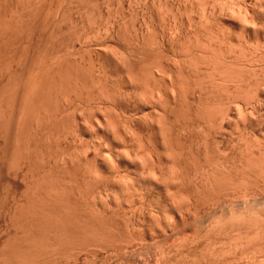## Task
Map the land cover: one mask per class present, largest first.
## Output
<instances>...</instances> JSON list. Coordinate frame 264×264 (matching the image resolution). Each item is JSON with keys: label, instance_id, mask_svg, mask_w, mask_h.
Segmentation results:
<instances>
[{"label": "rangeland", "instance_id": "obj_1", "mask_svg": "<svg viewBox=\"0 0 264 264\" xmlns=\"http://www.w3.org/2000/svg\"><path fill=\"white\" fill-rule=\"evenodd\" d=\"M219 1H216V0H28V1L27 0H0V32H1L0 39L3 41L2 42L0 40L1 41L0 42V68H1L0 71L2 72V73L0 72V75H1L0 84H2L0 85L1 86L0 93L1 92L4 93L3 94L4 96L1 93L2 100L0 99V103H1L0 104V118L2 120V121L0 120L1 121L0 124L4 123V125H2L4 126L3 128L2 126H0L2 128V130L0 129L1 130L0 132V264H32V263L34 264L47 263L48 264V261H50L52 258L54 260L57 259V261L52 262L53 261L52 259L51 262H49V264L50 263L51 264H217L220 261V260L217 261L218 258L221 260L224 259L222 256L220 257L221 253L223 255V253L226 251V253H224V255L226 256L228 247H229V251L230 250L233 251L236 249L238 252L240 247L243 248L246 245L244 249L247 250L246 248L250 246L253 247V245H255L253 243H256L257 239H258V242L260 240L259 242L260 245L258 244V247H261L260 249L257 247V249L259 251L261 250L262 253H264L263 252L264 247L262 249V246H261V244L264 243L263 241L264 237H262L264 236L263 234L264 225L261 223L259 226L258 220H257L258 222H256L257 224L255 223L256 224L255 225L254 222H252L253 217L255 216V213L246 212V210H248L250 207H253L258 202H260L259 200L261 199L259 198L261 197V195L257 197L253 194L252 196L250 194L249 196L244 195L248 197V200L245 199L243 203H242L241 198L237 199L238 201L241 202L242 206L245 203L247 205V206L246 205L243 206L245 208L244 210L245 213H242V214L238 213V215L235 213V215L237 216L233 215L235 217L234 223H238L237 221H239V219H242V216L244 217L243 219H246L245 221L247 222H244V224L243 223L241 224L242 226L245 225V227L238 228L239 230H241V228L246 229V232L249 233L248 234L249 236L245 238L247 233L245 232V230H241V232L240 231L237 232L235 230L236 226L234 225L235 228L233 227V224H234L232 220L233 217L227 214L228 211L226 209H223L224 210L223 213L231 217V219H228V220H231L230 222L231 224L228 225L227 223L226 225V222L224 224L227 227L226 226L224 227V225L221 226V224L217 222V220L220 219L218 218V214L221 213L220 216L222 215V212H218L220 210H216L217 212H215L214 214L211 213L212 210L211 212L209 210L208 211L209 213L207 211H199L198 215H197V212L194 213V215L190 211H188V213L190 212V215L188 213H185L187 212V210L185 209L186 205L188 203L190 204V202H193L192 196L193 197L195 196L193 200H197L198 198L197 192L195 193L197 194V197L195 194H191V193H194V191H191L190 193V189L192 188L191 186L192 181H190L191 182V185H190V183H188L189 182L188 178L187 179L185 178L184 180L182 179L183 183L188 181L185 183L186 186L185 184H182V185L180 184V185H181V188L184 186L185 187L184 189L186 190L187 188H189L188 189L189 195L187 194V191H184L183 189L181 190L180 187L178 188L173 187L175 189L180 188L179 190L181 191V194L183 196L187 194L186 196H184L185 199H183V196L179 192H177V190L171 188V186L176 185V184L174 185L175 181L173 180V178L176 177L179 179V176L183 175L182 173L187 175V173H185L186 171H184L186 168L185 165H189L190 161L188 160L189 159L188 157H187L188 158L187 160L189 161V163H187L188 161H186V156H188L189 154L187 155L188 151L186 152L183 149V147H185L184 144L187 147L189 146L188 147L189 149L187 148V150L191 149L190 146H192V150L193 149L195 150V147L198 146L200 142L203 140L202 138H204L200 136V134L202 133L197 131L196 128L195 130L198 133H195L196 131L194 132L193 129L194 127H196L194 120H197V122L196 121L195 122L200 123V125L202 126L201 122L200 121L198 122V120L205 121L206 119L207 121L208 118H205V113H206V116H207V113H209L207 117H209V119L211 120L214 119L213 117L219 118L222 115L221 112L224 109V106L226 104L222 101H224L226 97L228 98L230 97V93H229L230 90L226 92V90L228 89L225 90L224 89L225 86L222 88V87H219L217 84L216 86L217 88H216L215 86L212 87L213 85L210 84L212 81L209 83L210 85H212L211 89L216 88L219 92H222V90H224V92L228 93L229 95L223 93L224 97L225 95L226 97L225 98L223 97L222 100H220L218 98H221V96L223 95L220 96V94L216 92L217 90L215 91V89H213L214 91H212L209 88L208 91L209 90L210 91L208 93H205L207 94V96L204 95L206 97V100H209L207 101V103H209L208 105L209 107H207L205 105L206 102L202 101V98H204L203 100H205V97L203 96V93H200V95L202 94L201 96L202 98H200L201 102L205 103L204 105H202L204 108L202 109V106L199 104V100L197 103H193V105L194 106L196 105L197 112H198L197 107L199 109L201 106L202 112H199L197 114L199 115L200 113H203L204 118L201 117V115H203L201 114L199 115L200 117L196 115L198 117L196 119V116H195L196 111H194L195 114L192 115L191 111L195 109V107L192 105L190 106L193 109L190 108L191 110H189L191 112V115L189 116L186 114V117L188 116L189 118H192V117L195 118V119L193 118L194 120L191 119V121L193 120V124H195V126L191 125L192 123L189 122L188 120H187L188 124L186 123L185 121L186 119L182 115V111L186 110L185 107H183L184 102L183 104H181L180 102L181 100L179 99L180 97L177 99L176 97L177 95L175 94L173 96V94L170 91L175 93V88H174L175 86L176 87L177 85L183 86V84L181 83H184V81H186L184 79L185 74L186 76H188L187 74H191L193 70H195L194 72L196 73V74L192 73L195 78L193 77V75L192 77L191 75H189V77H191L190 80H192L193 78V82H195L194 80H196L197 77L198 78L200 77L202 79L203 76H199L198 74L200 73L201 75H205L204 73L208 69L212 68L211 66H209L210 64L207 65L206 63L208 62L210 63L211 61H213L215 59V56L219 55L218 53L221 52L222 50H223L222 55L224 52L223 56H225L228 53H232V54H228L229 58L230 57L236 58L237 56H239L238 57L239 60L241 59V61H243L242 63H246L244 60L248 58L247 55L248 54L251 55L253 53L252 54L253 56L254 53L256 52L257 54V51L259 50L255 52L253 50H249L250 46H248V42L247 44H245L244 42L243 45H242V42L244 40L249 41L250 39V41L252 42L259 41L260 44L264 43V40H263L264 34L262 33L264 30L263 31L261 30V26H262L261 24L263 22V17H264V5H262V3H264V0H259V1L257 0V2H255L254 0L253 2L252 0H250V2L249 0H240V1L238 0V2H240L239 5H237L238 2L234 3V1L236 0L232 1V4H229V0L227 1L219 0ZM223 1H224V4H223ZM243 1L244 3H246L247 6L244 3H243L244 5L241 4ZM213 31L214 32L216 31L217 35ZM217 31L218 32L221 31L219 32L220 33L219 35ZM229 31L232 33H230ZM210 33L211 34L214 33L213 35L214 36L216 35V37L219 38L218 41H216L218 38L217 39L215 38V40L213 41L211 39V41L214 42L213 43L214 45H210V46H216L217 49L221 48L224 45L225 47L219 49V51L217 50V52L214 51L216 47L213 50L211 49L212 47L209 48L210 47L208 46V44H210L209 40L213 36ZM235 33L240 36L239 41H242L241 44L240 42H238L237 37L239 36H237ZM228 34H231V38L235 37L236 38L235 41L234 39H232L233 41H231V38H228L227 36ZM221 35H223V37ZM220 38L221 39L225 38V41L228 38L227 41H230L229 43L231 44H229L228 42H225L223 39L222 40L224 41V44L222 43V41L219 42ZM262 40L263 42H261ZM206 41H209V42H206ZM215 42H217V44L222 43L223 45L221 47H218L220 44L217 46ZM236 42L239 44V46ZM13 43H15L16 45L15 47ZM225 43L226 44L228 43V44L226 45ZM160 44H162V48ZM230 45H232V47ZM234 47H236L235 50L233 49ZM199 48L203 50L204 49L206 50L207 48L206 52L209 55L211 54L210 58L208 57V54L205 55L203 53L204 51L202 50L200 51ZM225 48L226 49L228 48V50H226ZM229 48L231 52H227L229 51ZM231 48L233 49V52L237 54V56L235 54L233 55ZM173 49H174V52H173ZM195 49H197V51H195ZM209 49L211 50L210 51L211 53L208 52ZM240 49L242 53L240 52V55H238ZM188 50H189V54L191 58H193L192 53H196V52L198 53L201 52L203 53V54L200 53L201 55L208 57V58L206 57L204 58L203 56L197 53V57L199 58L198 61L200 62L203 60L204 62V63L200 62L199 64L202 63L203 66H201L202 64L201 65L197 64L198 62L195 57L193 58L192 61H190V62L194 61L193 65L190 62L188 63L185 62L187 55H188L187 58L190 59L189 54L186 52ZM180 51L181 52L183 51L184 55L186 54L187 55L186 56L182 55L181 57H179L181 55ZM261 51H262L261 52L262 54L259 51L257 54L258 56L255 54L253 58L256 57L257 59L258 57H261L262 55L264 56V51L263 50ZM177 54H179V56H177ZM175 55L178 57V61H176L177 59ZM230 55H233L234 57ZM200 56L203 57L204 59H207V61L204 59H201ZM241 56L242 57L246 56V59L243 60ZM2 57H4V59L6 58L8 62H6L7 61L6 59L5 60L2 59ZM168 57L169 58L173 57V58L167 59ZM182 57L183 59H181ZM174 58L176 59L175 61L173 62L170 61ZM179 58L181 62L179 61ZM253 58L250 57L249 59L253 60ZM261 58H258V59L260 60ZM258 59H257V63L260 61H263V60L259 61ZM166 60H169L170 62H172V64L170 65L172 66V71H173V68L174 70L178 69L176 64L173 65V63L175 62L182 63L183 60L186 63V72H188L187 65L189 64L191 65L192 69L197 65L198 70L195 67L193 70L191 69L192 71L189 69L191 72L189 71L188 73L186 72L184 73L185 68L183 69L181 67V64L178 63V65H180L181 67L180 68L178 66L179 71H174V72L171 71V72L173 74H176L175 72L177 73L179 72L178 73L180 74L179 75L180 77H179L177 76L178 74L173 75L171 72H168L171 69L169 68L170 69L169 70L168 67L164 65ZM17 61H20V64L19 62L17 63ZM195 62H196V65H195ZM6 63H8V65ZM212 63L211 65L213 66ZM160 65H164L163 68L165 67L164 69L167 71V72H164L165 70H163L164 73H171V77L177 76L176 77L177 79L173 77L175 79L174 82L178 81V79L181 78L180 72H183L184 76L182 75L183 79L181 80H184V81L181 82V80H179L178 84H175L173 81H171L174 83L175 85L174 86L173 84H171L170 81H168V79L171 80L170 79L171 77L169 74H164V75L165 76L169 75L170 78L162 76L163 75L161 73L162 67ZM190 65L188 66L189 68H191ZM198 65L201 66V71L199 70ZM206 65L208 66V68L206 67ZM19 66L21 67L23 66V67L19 68ZM175 66L177 69L175 68ZM262 66H264V64H262ZM6 67H8V69H6ZM253 67L254 66L249 67L245 65L241 67L245 69L243 70V72L241 71V75L244 77H242L243 81L241 83L242 85H240V91L235 92L233 91V89H231L230 92L233 91L231 93V95L232 94L233 95L231 96L230 99L228 98L226 99V102H227L231 99L235 100V98H237L239 102H237L236 105L234 106L237 109L238 105H243L242 109L239 108L235 111L234 106H233L234 108L233 110H232V107L231 109L230 107H227L228 106L227 104L229 102L230 103L233 102L231 104H234L236 102L233 100L229 101L226 104L227 106H225V108H228L232 111L229 110L231 112L229 114L228 109H227V112L225 113L226 114L228 113V115H225L226 117L222 116L224 118L221 117L222 119L226 120L223 122V124L221 122L222 119L220 120L223 126L221 128L224 131H220L221 130L220 126L216 125V123L219 124L218 119H216L218 120L217 122L216 121L213 122L215 119L212 121L215 124V127L217 126L220 128L219 129L216 127V129H219L220 131L219 132L220 135L217 133L218 137H220L221 135H222L221 137L224 136L223 137L224 142H223V139L220 137V140H222L223 142V144H221L222 146L220 145L221 147L218 148V146H216L218 145L216 142L220 143V140L218 139V137L216 136L217 137L216 139L218 140L213 139L212 135L214 134H211L215 132V129H214L215 127L213 126L214 124L213 123L211 124L213 129L209 125L210 128L214 131V132L211 131V133L208 131V134L210 133L209 135L206 134L208 130L206 129L208 128V126L206 125L208 124H206V122L204 124L206 127L204 128L206 129V133L203 131L205 133V136L206 135L211 136L209 138L206 136L208 139L212 138L211 140H209L211 144H213L212 142L216 143L214 147L208 142V139L205 138L207 142L209 143V144L207 143V145H210V147L212 146V148H210V151L211 149L213 150V148L215 149L218 148L219 152L222 153L220 154L219 152H217L216 154L214 153V151L213 152L211 151L212 153L209 154L208 153L209 149H208L207 150L208 152L207 151L206 152L209 154V159H210V156L212 158L213 157H216V158L210 159L208 161L207 160L208 158L205 157L206 158V159L204 158L205 161L207 160V163H210L211 161L215 162L216 160V162L219 161L220 163H222V160L227 159L226 161L222 163V164H225L226 162L225 166L227 167V170H230V167L231 166L233 167V164H235L234 166L237 165L235 167L236 169H234L233 167L234 170L231 168L232 171L231 170L230 171L235 173L236 170H238L237 171L238 173L236 172L235 174H233L231 172L229 173V171H226V174H227L225 176L226 180L234 179L235 175L237 178H241L242 176L245 177L243 174L247 175L245 171L247 172L248 169H245V170L243 169L244 167H246L245 160L248 158L246 156H250L251 158L254 156V159L255 157H257V154L259 156V152L257 151L258 152L257 153L256 150L260 148H257V149L255 148L256 142L258 141V139H259V142L261 141L262 138L264 139V136H263L264 132L261 131L263 127H260L264 125V89L262 90L261 88L258 89L260 85L259 83H262V82L264 83V78L261 77L263 81L259 79L260 77L258 76V71H259L258 65L255 66L257 67L255 68L256 74L253 75L252 73H255L254 70L253 72H250L251 69H254ZM205 68H206V71H205ZM210 71L211 70H209V72ZM3 72L4 73L7 72L8 74L7 73L4 74ZM261 72L262 71H260L259 73ZM208 73L206 72V74ZM160 74H162L161 75L162 77L160 76ZM11 75L14 78L9 77ZM195 75L196 76L198 75V76L196 77ZM259 75L261 76L262 74H259ZM5 76L9 77V80ZM15 76L17 77L18 81L16 80L13 83V80L16 79ZM209 76L208 77L206 76V77L209 78ZM163 77H165L166 79ZM189 77H186V79ZM3 78L5 80H3ZM162 78H163V81L160 80ZM198 78L196 82L200 81L201 82L200 84L199 82H197V84L199 85H203L206 82L208 83V81H210V79L207 80L206 78L205 79L203 78L204 81L205 80L207 81L206 82L203 81V84H202V80L200 79L198 80ZM254 78L255 79L258 78L259 83L258 81L256 82L257 79L255 80ZM249 80L251 81L255 80L256 84L257 83L259 84L256 91H253L256 88L254 87V85L253 87L250 86L254 84L255 82L251 83L250 81L251 84L249 83V86L246 87V85H248L247 84L248 82L246 83V81H249ZM3 81H7L8 82V84L6 82L7 85H10L11 84L10 81H11L13 83V86H11L12 85L11 84L10 86H8L9 87L8 88L7 85H5V82ZM160 81H162V83ZM166 81L170 83H167L164 85ZM16 82L18 83L16 84ZM191 82L188 80L187 82H185V84L187 83L190 86ZM195 83L193 84V88H192V85L189 88H186L187 84L186 85L184 84L185 86L181 88L182 92H184L183 89L185 87V89L187 90L189 89L190 91L192 90L191 94L194 93V87L196 88L199 87L197 84L195 85ZM168 84H171L172 87L174 86L173 87L174 91H173L170 85V89L172 90L169 91L171 96H168V98L172 100L175 97V101L177 99V101H179L181 104L180 107L182 106L183 108L182 107L179 108V105L177 106L176 102H174L176 103L175 104L176 108L172 106L174 105V103L170 104V102L166 100L167 102H169V105L167 104L165 105L164 103H167V102H162V100L165 101V98H163L164 96L163 94H165V92H168V88L167 90L165 88L166 90L165 91L164 86L168 87L169 86ZM3 85L7 89L6 90L7 92H4L5 90H3L4 89ZM207 85L208 84H206V86ZM179 87L177 88L179 89ZM201 87H199L198 89H200ZM251 87L253 89H251ZM204 88L207 89L205 85H204ZM220 88H222V90H220ZM263 88H264V85H263ZM198 89H196L197 91H195L197 92V94L199 91ZM245 89L247 90L250 89L251 91L246 90L244 94ZM187 90H185L184 93H181L179 92V90H176V93L178 94L179 92V94L181 93L182 95L183 94L185 95V93L186 94L188 93ZM202 90L203 89H201V91ZM160 91H161V94H160ZM191 94H189L188 96L190 97ZM216 94L220 96L216 98L220 100L219 103L221 102L222 104L224 103L223 107H219L220 109L219 111L221 115L219 113L217 114V112L219 111L215 108L216 107L215 104H217V101L213 97ZM161 95L162 97H160ZM195 95L196 94L194 95L192 94L191 96L194 97ZM242 95L249 97L251 99V103L247 101L245 97H244L245 101H243ZM181 97L182 99H185L184 101H186L185 96H181ZM198 97L199 96L197 95V98ZM160 98H161V101H160ZM240 98L242 101L240 100ZM190 99L193 101L196 100L195 97L193 99L190 97L189 99L187 98L189 102L186 101L185 103L192 104L193 101L190 102ZM213 99L216 101V103L214 104L212 103L214 102ZM173 101L174 100H172L171 102ZM256 101L258 102L256 103ZM254 102L258 105H256ZM247 103H249L251 106L255 105L254 108L253 107H252L253 109L248 108L249 105ZM161 104L165 105V106L162 105L161 107H165L167 112H168L167 107L170 110L172 107H174V109L178 108L176 111L172 109L174 114H176V112L178 114V111H181V113H179V116H182V118L185 119L184 125H189V123H191L190 125L193 126V129L190 127V125L189 127L190 129H192L191 131H193L194 133L193 135H197V136L194 137L190 135L191 131L189 130V127L187 130H185L187 126L185 127L181 126L183 124H181L179 120H182V118L179 119V116L176 117L177 114L173 116L174 114L172 115V113H170L171 114L170 117L172 119L177 118L175 119V121L176 120L179 121L180 127H178V129H181V130L183 129L184 131L180 130V132L183 133V135L185 134V136L183 137L182 134L178 132L179 130L177 131V129L175 128L174 130L177 131L179 135L181 134V136L185 140L187 141L189 140L188 144L189 142H191L192 137H194V140H192L194 142L198 136L202 137L201 138L202 140L198 138V140H200V142L197 140L199 142L198 145H196L197 141L195 142V144L194 142H192V145H190L191 143L187 145L186 141L184 142L181 140L183 139L181 136L178 137L175 131L170 130L171 124L169 122L171 121L173 122V120L169 117L168 115L169 113L167 114L164 112L165 110L164 111L162 110L164 112L162 114H166L167 117L170 118V121H168L169 119L166 118V115H165V118L167 120H165V118L163 120V117L160 116L161 109H164V108L160 109ZM197 104L200 106H198ZM212 104L215 107H213ZM218 104H217V107H218ZM169 106H172V107H169ZM256 106L258 107L256 108ZM205 107H207V109ZM208 108H210V110H208ZM221 108L223 109L221 110ZM243 108L249 109L250 111L248 110L242 111ZM215 109L217 112H215ZM189 111L188 113H190ZM214 112L220 116H217V115L215 116ZM241 112H244V113L247 112L246 114L248 115L246 116L245 114L243 115L242 113L245 119L240 120L241 122L240 121L233 122V120L234 121L236 120V116L238 114H239L238 118H243V116L240 114ZM1 115L3 118L5 117L4 120L1 117ZM240 115L242 117H239ZM160 118L161 120L166 121L165 124L167 125L170 124L169 125L170 128L169 129L166 128L168 129L167 131L169 130L171 131L168 133L171 136L175 134L178 138H180L181 141L176 140L175 135H174L175 137L172 136V138L170 137V139H166L165 137V135L167 134L166 130H165L166 133L164 132V130L163 131L160 130L164 127L163 126L160 128V123L163 122L160 120ZM254 118H256V120H254ZM227 119L229 120L227 121ZM257 119L258 120L260 119V120L258 121ZM211 120L207 122L209 123ZM255 121L256 122L258 121V124H255L256 127H258L260 123V126H259L260 128L259 127H258L259 129L256 128L255 131H257V133L258 131H260L259 132L260 136L262 134L261 139L259 138L260 137L259 134L257 135V133L251 129L254 126L253 124L256 123ZM232 123H234L235 125ZM237 123H240V124L237 125ZM161 124H164V123H161ZM172 124H174L176 127L177 122L176 123L173 122ZM174 125L172 126V129ZM200 125L198 124V127ZM200 127L197 129L200 130ZM203 127L204 126H202L201 129H203ZM248 130L251 131V133L252 131L256 133V134L252 133L254 135V138ZM200 131L202 132V130ZM226 131H227V136L231 132L229 134V136L231 135V137H228V138L227 136L225 137L226 133L224 132ZM162 132H164L165 135L163 134L164 137L162 135L161 139L163 138L164 140L166 139L165 141H167L169 145L171 143L173 144L176 143L172 147L171 145L169 146L171 150L170 152L169 151L167 152L170 153V155L172 154L179 155L177 152L174 154L175 151L173 150L177 144L178 145L180 144V149L182 148V150L186 152L185 153L186 156L184 152H182V154L180 152L181 155L184 154L183 158L185 156L184 158L185 160H183L184 162L186 161L185 163H187V164L184 163L185 165L183 164L182 156H181V159H179L180 157L177 158L176 155L173 157L174 159L177 158L176 160L178 162H182L181 164L178 163L180 165L179 166L175 164L176 160H173V163L175 162L174 163L175 165L173 164V166L174 167L179 166L177 168H179L180 170L177 168H175V170L177 169V171L174 170V167H172L171 165L172 163H169L170 159H173V158L169 156L167 152H166V155H168L170 158L165 156L163 152V149H164L163 147L166 146L167 143H165L164 140L161 141L160 139ZM11 134L14 135L15 137L14 139L13 138L11 139L12 137ZM15 134L18 135V137ZM169 134L167 135L168 138H169ZM188 135L191 136L190 137L191 140L189 139ZM202 135L204 136V134ZM246 135L248 136V139H250L249 137L252 136L251 142L246 138L247 137ZM233 137L234 138L236 137V139H233ZM230 138H232L234 142L233 141L230 142L231 140ZM244 138H246L247 141L250 142V144ZM5 139L9 141H6ZM226 139L227 140L229 139V141H227ZM263 139L262 141L264 142ZM206 140L204 141L205 144L201 143L202 145H199L198 147L199 148L200 146L201 148L205 147ZM214 140H216V142ZM241 141H243V144H241L240 146L239 144L242 143ZM161 142H163L162 145L164 143L166 145L164 144L162 146ZM182 142H183V146L181 145ZM245 142L249 144V145L247 144V147H246ZM261 142L259 143L260 145H262L261 146L262 151L260 150L261 151L260 153L263 155L264 154V151H263L264 144H261ZM224 144L227 146H225ZM228 144L229 145L232 144V145L229 146ZM242 145H245L246 148H244V146ZM232 146L233 148H231ZM167 147L164 149L165 151L168 150ZM238 147L239 148L243 147L244 149H247L248 155H246L247 153H245L246 152L245 150H242L243 148H241L242 151H240ZM205 148H208V146H206ZM205 148L203 149L206 150ZM179 150L177 149L176 151H179ZM197 150L198 148L196 149V151ZM199 150L201 152L197 151L199 153H196V154L200 155L201 153V157H203L205 155L203 153H206V152L202 151L201 149ZM226 150L227 152H229V154L224 153L226 152ZM190 151L188 153H190ZM162 153L163 155H161ZM194 153L192 152V154ZM234 153H235V156H234ZM219 154L221 158L217 157ZM231 154L234 157H232ZM223 155L224 156L227 155L228 158L227 156L224 157ZM165 157L169 159V161H165L166 160L164 159ZM201 157L197 156V158L198 159L200 158V159L199 160L197 159V162H196L197 164L195 163L196 165L201 163L200 160L203 159ZM244 157L246 158L244 159ZM191 158H193L192 161L196 160L195 157H191ZM223 158H226V159H223ZM236 158H239V159H236ZM229 160L231 161V163ZM227 161H229V163ZM240 161L244 165L241 164ZM203 162L201 164H203ZM160 164H162L161 168H160ZM191 164H194V161ZM238 164H239V168L241 169L238 168ZM182 165L185 167L184 170H183ZM194 165H192V167ZM240 165H243V167H241ZM151 166H153L154 168ZM169 166L171 167V170ZM225 166H224V169H226ZM189 167L190 169H192L191 165ZM248 167L252 169L250 166L247 165L246 168ZM151 168L153 170H151ZM190 169L187 170L186 168L187 172L190 171ZM182 170L184 172H182ZM171 171L172 173H170ZM173 171L176 174V176H174ZM249 171L252 172V170H249ZM160 172L163 174L165 173L163 176L165 178V181H164V178L162 180L161 176L163 174L161 175ZM153 173H155V175ZM177 173H179V175ZM165 175H168V176L165 177ZM170 175L172 176L170 177ZM186 175H183L181 177L183 178ZM178 179H176V183H178L177 182ZM167 181L169 183L171 181L173 182L170 184L168 183L169 185H171L170 187L169 185H167L166 183ZM181 182L179 181V183ZM161 185H162V188H161ZM194 185L195 184H193V186ZM165 188L166 189L168 188L167 189L168 191H166ZM195 188L193 187L191 190H195ZM134 190L137 192V195ZM141 191L143 192L141 193ZM161 191H164V192H161ZM182 192H184L185 194ZM143 193H144V196L142 195ZM170 193L172 195L173 193L177 195L175 196V199L173 196V199L175 201L174 203H173V199L169 197L171 195ZM133 194L135 195V197ZM178 195L180 197H178ZM244 196L242 197L245 198ZM181 197L184 202L186 200V197L187 199L190 197L188 199L190 202L188 200H187L188 202L186 201L187 203L182 202V200L180 201ZM199 197L201 196L199 195ZM140 198L141 199L143 198V201ZM252 198H254L255 200L258 199V202ZM137 200L141 203H138ZM127 203H130V204H127ZM155 203H156V206H159V207L156 208ZM163 203L165 204V206ZM117 204L125 208L123 209V207H120ZM171 204L175 205L174 206L175 209ZM248 204L251 206H249ZM113 205L115 206L117 205V206L113 207ZM127 205L129 206V208H126L128 207ZM130 206H132L133 208L131 207L130 209ZM146 206L147 207L149 206L148 207L149 209L148 208L146 209ZM170 206L172 208H170ZM180 207H183L184 210L181 209ZM134 208H135V211L136 210L138 211V213L133 210ZM138 208L139 209L143 208L142 209L143 212L140 213L141 210L139 211ZM172 209L174 210V212ZM179 210L183 211V212L180 211V214H182V216L178 213ZM94 211H96L98 214H96L95 212V215H94ZM131 211L132 213L135 212V214H132ZM124 212L126 214H124ZM200 212H203V213H200ZM206 212L211 215L213 214L214 216L213 215L211 216L208 214L206 215ZM185 214H188L189 217L187 215V217L183 219V217L186 216ZM200 214L201 215L203 214L202 216L204 217H200L199 216ZM112 215L115 217V220H113L114 217ZM192 215L195 218H197L198 216V219L193 221L192 219H195V218L192 217L191 219L190 216ZM129 216H131L130 217L131 219L129 218ZM156 216H157V220L155 219ZM168 216L170 217L173 216V217L171 219V218H168ZM180 216L182 217L181 218L182 220L180 219ZM207 216H211V219L213 217V219L211 220V223L212 221L216 220V223L222 227V228H219L217 224L213 222L214 224H216L219 231L221 230L220 231L221 233H223L224 235L228 234V237H229V233L232 231L227 230V228L228 226L229 227L231 226L228 229L232 230L233 228V231H234L233 234H236V232L237 234L241 233V235H238L240 237L236 236L238 238L236 240L240 241L239 238H241L242 236V238L244 237L243 242L244 243L246 242V243L242 245L243 242L241 240L240 245L242 246L238 245L239 242L234 240L235 235L233 236L231 233L230 235L233 236L232 237L233 239L230 238L232 242L233 240L235 242H238V243L233 242L232 247L234 244H237L238 246L234 245L235 248L228 246L230 245L228 242H230L231 240L226 242L228 243V245L224 244V240L227 241L228 237L224 235L223 237L221 235L222 238H218V236L221 233L219 234L217 227L215 228L213 226L214 224L212 225L210 224L211 226H213L214 229L209 230L208 228H211V226H209V224H204V222L207 219H210ZM226 216H224L225 219H226ZM256 217L257 216H255L254 218ZM125 218L126 219L128 218V220L129 219L130 220L128 221ZM200 218L202 219V221L200 220ZM110 219L114 221V223H112ZM149 219L152 222H150ZM225 219H223V222ZM154 220H156V222L158 221L157 223L159 225ZM166 220L167 221L169 220V222H167ZM198 220H200L201 222V225H202L201 228L202 227L204 228V226L206 225L209 226V227L206 226V228L208 227L207 231H206V228L204 229L202 228V231L205 230L206 233L204 231H203L204 233L201 232V228H199L200 226L198 225V222H199ZM228 220L226 221L229 222ZM248 220L250 222H248ZM134 221L138 224L140 223L141 225L140 224L137 225ZM207 221L210 222L209 220ZM207 221L205 223H207ZM240 221L242 222L244 220H240ZM164 222H166L167 224H165ZM170 222L172 223V225ZM175 222L177 224H175ZM179 222H182V223H179ZM147 223L149 226L147 225ZM150 223L152 225L151 227H150ZM192 223H194V225ZM247 223L248 225L249 223H251L250 224L251 226L249 225L250 227H248ZM131 224H132V229H130ZM153 224L155 227L153 226ZM142 225L144 226L146 225L145 227L147 226L148 227L144 228ZM157 225H158V230L156 229ZM163 225L166 226L165 228L167 230L166 229L163 230V228H160L161 230L159 232V226L164 227ZM110 226H112V228L114 226L113 229L117 228V230H119L118 236L116 235L118 231L116 230L113 231V229H111ZM123 226L127 229V231H129V233L126 231V229H124ZM247 227L253 228V229L256 227V229L257 228L258 229L254 231L255 229L251 230V229H248ZM137 228H140L142 233ZM151 228L152 230L156 229L157 231L154 230L152 232ZM224 228H226L227 234L224 233L225 232ZM110 229L112 230L113 233H115L114 235L111 231H109ZM145 229L147 230L144 231ZM214 230H217L216 234H218V236L215 233L213 234L214 236H217L216 238H214V236L212 235L213 233L212 231ZM222 230L224 232H222ZM249 230L253 231V233L252 232L250 233ZM132 231L135 233L134 236H131L134 234ZM155 231L156 233L157 232L159 233L155 235ZM208 231L209 232L211 231L212 233L211 232L209 233ZM143 232H144V235H143ZM243 232L244 234L245 233L246 234L242 235ZM136 233H138L137 236H136ZM150 233H151V236H150ZM152 233L154 234L152 235ZM208 233L209 235L212 236V237L210 236V238H209V235L207 236L209 240L205 238L206 237L205 235ZM202 234H203V237L201 236ZM259 234L261 236L260 237L258 236L259 237L258 238L257 235ZM107 235L110 238H108ZM115 235L116 237H114V239H116V241L113 238H111ZM120 235H123V238ZM124 235H126L125 236L126 239L128 237L130 238L134 237L133 238L134 240L133 239L129 240L128 238V241H126V242L130 241L129 243H127L128 245L132 241L133 246L131 245L130 247H127L128 245L123 242V240H126ZM135 236L137 238V241H135L136 240ZM141 236H145V237L142 238ZM255 236L257 237V239ZM98 237L100 238L98 239ZM192 237L194 238V240ZM248 238H249V241H247ZM29 239L31 241H29ZM110 239H112V242ZM142 239H145V240H142ZM191 239L193 241L189 243ZM201 239H205L203 240L205 241V243L207 241L209 242L205 244ZM219 239L220 240L224 239V240L220 241ZM69 240L70 241L72 240V241L70 242ZM91 240L94 242H92ZM95 240H97L98 242L97 241L95 242ZM102 240L103 241L107 240L106 242H104L105 245L103 244ZM119 240L123 242V245H121L122 243ZM138 240L139 241L141 240L142 245ZM196 240H200L201 242H198ZM63 242L64 243L66 242L65 244L67 245H65ZM88 242L91 244L93 243V245L90 244V247H89ZM107 242L111 245L112 243L116 242V244L118 243L117 245H115L116 248L120 244V246H122L125 250L123 251L121 247L119 249L122 251L118 250V248L117 249L113 248L114 244L112 245V247L110 246V248H108ZM136 242H139L137 244L141 245V247L138 245H135L134 247V244H136ZM222 242L224 245H227L228 247L223 246ZM60 243L62 244V246L60 245ZM74 243H76V246H77L76 249L74 248V245H75ZM79 243L81 244L80 246H79ZM98 243H99V246L97 248L96 246L98 245ZM194 243L196 244V246ZM19 244H20V249L18 246ZM191 244L194 245V248L195 247L196 248L194 249ZM71 245H73V248ZM84 245H86L87 247L86 246L84 247ZM103 245H104V248H103ZM125 245H126V248H125ZM21 246L22 247L25 246V248L27 247L28 248L27 250H25L24 247L23 249H21L22 248ZM63 246H65L67 249L64 248ZM68 246L71 248L69 249ZM100 246H102L101 247L102 249H100ZM198 246L200 247V249ZM222 246L226 248L223 249ZM91 247L93 250V254H91L92 253L91 250L88 251V249H90ZM11 248L13 249L12 251H11ZM57 248L58 250H62V251L65 249L63 252H66V251L68 252L63 253L61 251L58 252L57 250L59 254H56L57 252L56 253L54 252H55V249ZM242 248L240 250H242ZM80 249H81L82 254L79 251ZM251 249L253 248H250L249 251L242 250V252L243 251L247 253L249 252L248 255H246V253L244 252L243 253L245 255L242 254L241 251L239 250L240 253L243 255V257L241 255L240 264H242V259L244 260L243 264H247L245 262L248 259L249 261H251L250 264H253L254 262H256V260H250L252 259V258H249L251 257L250 253L252 255L254 254V257L258 254L261 258V259L259 258L261 260V263L264 264L263 262L264 260H262L263 258L262 256L264 255L261 254V251L257 252L256 250V253H257L256 254V253H253V250L255 251L256 246L254 247L253 250ZM223 250L225 251L221 252ZM10 252H12L11 255H10ZM86 252H88L90 256ZM19 253L20 255H18ZM2 254H6V255L2 256ZM25 254H27V256H25ZM60 254L61 256H63V258L60 256ZM64 254L66 255L64 256ZM230 254L228 253L227 256ZM211 256H213L214 259H216V257L218 258L216 260H213L212 259L213 257ZM230 256H233V255H230ZM230 256H228L227 258L230 259L231 258ZM244 257L247 259H245ZM45 258L49 260L46 259L45 261ZM227 258H225L226 263L229 260V259L227 260ZM11 259H14V261L13 260L10 261ZM29 259L30 261H28ZM37 259L41 260V261L39 260L40 263ZM225 259L222 261V263L225 261ZM255 259H257V262L260 261L258 258H255ZM19 261L20 262L22 261V262L20 263ZM63 261H65L66 263ZM213 261L214 262L216 261V263H213Z\"/></svg>", "mask_w": 264, "mask_h": 264}, {"label": "bare ground", "instance_id": "obj_2", "mask_svg": "<svg viewBox=\"0 0 264 264\" xmlns=\"http://www.w3.org/2000/svg\"><path fill=\"white\" fill-rule=\"evenodd\" d=\"M27 1H28V0H27ZM216 1H219V0H216ZM226 1H227V0H226ZM232 1H234V0H231V1L229 0V4H232ZM239 1H240V0H239ZM254 1L257 2V0H254ZM258 1H259V0H258ZM211 2H212V1H211ZM230 2H231V3H230ZM236 2H238V0L234 1V3H236ZM249 2H250V0H249ZM252 2H253V0H252ZM252 2H251V4H252ZM212 3H213V2H212ZM214 3H215V2H214ZM217 3H218V2H217ZM219 3H220V1H219ZM221 3H222V1H221ZM225 3H227V2H225ZM239 3H240V2H238L237 5H239ZM243 3H244V1H243L241 4H243ZM223 4H224V1H223ZM244 4L246 5V3H244ZM244 4H243V5H244ZM254 4H255V3H254ZM248 5H249V4H248ZM262 5H264V3H262ZM246 6H247V5H246ZM27 8H28V7H27ZM29 8H30V7H29ZM28 10H29V9H28ZM243 22H245V21H243ZM261 25H262V26H261V30L263 31V30H264V17H263V22H262ZM216 26H217V25H216ZM212 28H213V27H212ZM216 28H217V27H216ZM1 29H2V28H1ZM218 30H219V29H218ZM241 31H242V30H241ZM213 32H214V31H213ZM217 32H218V31H217ZM219 32H221V31H219ZM219 32H218V35L220 34ZM227 32H228V30H227ZM227 32H225V33H227ZM229 32H230V31H229ZM259 32H260V31H259ZM0 33H1V32H0ZM214 33H216V31H215ZM214 33H213V34H214ZM223 33H224V32H223ZM223 33H221V34H223ZM230 33H232V32H230ZM239 33H240V32H239ZM262 33L264 34V31H263ZM2 34H3V33H2ZM210 34H211V33H210ZM213 34H211V35H213ZM235 34H236V33H235ZM235 34H234V35H235ZM3 35H4V34H3ZM7 35H8V34H7ZM216 35H217V33H216ZM216 35H215V36L213 35L214 38H213V36H212V38H210V40H209L210 42H209V41H206V42H209V43H210V44H208V46H210V45H214V44H213L214 42H212V41L215 40V38H216V39L218 38V37H216ZM232 35H233V34H232ZM236 35H237V34H236ZM236 35H235V36H236ZM27 36H29V35H27ZM221 36L223 37V35H221ZM227 36H228V38H231V34H228ZM229 36H230V37H229ZM237 36H239V35H237ZM237 36H236V37H237ZM4 37H5V36H4ZM6 37H7V36H6ZM12 37H13V36H12ZM225 37H226V36H225ZM13 38H14V37H13ZM228 38H227V39H228ZM237 38H238V42H240V44H241L242 41H239L240 36L237 37ZM4 39H6V38H4ZM211 39H212V41H211ZM222 39H223V38H222ZM222 39L220 38V41H219V42L222 41V43L224 44L225 38L223 39L224 41H223ZM227 39H226L225 42H228V43H229L230 41H227ZM232 39H234V41H235L236 38H235V37H234V38H231V41H233ZM241 39H242V38H241ZM244 39H245V38H244ZM0 40H1V39H0ZM14 40H15V39H14ZM218 40H219V38H218L216 41H218ZM242 40H243V39H242ZM254 40H256V39H254ZM258 40H260V39H258ZM258 40H257V41H258ZM263 40H264V39H263ZM263 40H262L261 42H263ZM1 41H2V40H1ZM1 41H0V42H1ZM11 41H12V40H11ZM15 41H16V40H15ZM26 41H27V40H26ZM2 42H3V41H2ZM6 42H7V41H6ZM211 42H212V43H211ZM244 42H245V44H247V42H248V46H250V47H249V50H253L254 52L257 51V50H259L260 53L262 52L261 50L264 51V43H263V44H260L259 41H258V42H256V41H253V42H252V41H250V39H249V41H248V40H247V41L244 40V41L242 42V45H243ZM7 43H8V42H7ZM10 43H11V42H10ZM10 43H9V44H10ZM160 43H162V42H160ZM164 43H165V42H164ZM222 43H218V44H217V42H215V44H216L217 46L220 44L218 47H221V46L223 45ZM228 43H227V44H228ZM236 43H237V42H236ZM13 44H14V47H15V46H16L15 43H13ZM13 44H11V45H13ZM225 44H226V43H225ZM227 44H226V45H227ZM229 44H231V43H229ZM234 44H235V43H234ZM237 44H238V43H237ZM3 45H4V44H3ZM165 45H166V44H165ZM235 45H236V44H235ZM242 45H241V46H242ZM5 46H6V45H5ZM160 46H161V48H162V44H160ZM230 46L232 47V45H230ZM238 46H239V44H238ZM7 47H8V46H7ZM7 47H6V48H7ZM9 47H10V45H9ZM211 47H212V48H211ZM213 47H214V48H213ZM215 47H216V46H210L209 48H211V49L213 50V49H215ZM223 47H225V45L222 46L221 48H223ZM236 47H237V46H236ZM236 47H234L233 49L235 50ZM243 47H244V46H243ZM11 48H13V47H11ZM143 48H144V47H143ZM161 48H160V49H161ZM163 48H164V47H163ZM200 48H201V47H200ZM200 48H199V49H200ZM207 48H208V47H207ZM207 48H206V50H207ZM221 48H219V49H221ZM239 48H241V47H239ZM250 48H252V49H250ZM2 49H3V48H2ZM146 49H147V48H146ZM148 49H149V48H148ZM199 49H198V51H199ZM219 49H217V47H216V49H215L214 51L217 52V50L219 51ZM225 49H226V48H225ZM233 49L231 48L232 52H233ZM8 50H9V49H8ZM201 50L204 51L203 53H204L205 55L208 54V53L206 52L205 49H204V50H203V49H200V51H201ZM226 50H228V48H227ZM243 50H244V48H243ZM146 51H147V50H146ZM171 51H172V50H171ZM195 51H197V49H195ZM210 51H211V50L209 49L208 52H210ZM220 51H221V50H220ZM222 51H223V50H222ZM222 51L218 53L219 55L215 56V59H214L215 61L212 59L214 62L211 61L210 63H209V62L206 63L207 59H204L206 56L201 55V54H203V53H201V52H200L201 54L198 53V52H196V53H192L193 55L195 54L194 56L191 54L193 58L195 57V58L197 59V62H198L197 64H199L200 62H203V60L200 61V62L198 61V59H199V58L197 57V53H198L199 55H201V56L204 57V58H203V57L200 56V58L206 60L205 63H206L207 65L210 64L209 66L212 67V68L209 67V68H211V69H208L207 71H206V68H205V71H206L207 73L209 72V70H211V71L209 72L211 75L208 73L210 76H209L208 74H206V72L204 73L205 75H201L200 73L198 74L199 76H203L204 79H205V78H206L207 80L210 79V81H208V83L206 82L207 80L204 81L203 78H202V79H201L200 77L198 78V77H197L198 75H197V76L195 75V76L198 78V80H199V79L202 80V84H203V81L206 82V83L203 84V85H199V84L201 83L200 81H197V82H199V84H197V82H196L197 78H196V80H194L196 83L193 82V78H192V80H190L191 77H192V75H193L192 73H195V72H194L195 70H193V69H194L195 67H196V69H197L196 62H195V65H196V66H195L193 69H192V67H191L190 64H189V65H190L191 68H189V67H188L189 65H187L188 72H189L191 69H192L193 71L191 70L192 72L190 71L191 74H187L188 76H186V74H185L184 79H185L186 81L181 80V79H183L184 73L186 72V63H185V62L188 63V62H190V61L193 60V58L190 57L189 50L186 51V52L189 54V57H190L191 60H190L189 58H187L188 55H187L186 53H185V54H186L187 56L184 55V52H183V51H182L183 53L180 51V54H181L180 56H179V54H177V56H179V57H181L182 55H183V56H186L185 62H184V60L182 61V63L185 64V65H183L182 63H180V62H181V61H180V58H179V61H180V62H177V63L175 62V63H173V65L176 64V66H177L178 69L176 68V66H175V68H176L177 70H174V68H173V71H172V66H170V65L172 64V62L175 61L176 59H177L176 61H178V57H177L176 55H175V56H176V59L174 58V59L170 60V61H172V62H170L169 60H166V62H165V64H164L165 66L168 67V69H169V68L171 69V70L169 69L170 71H168V72H171V71H172V72H174V71H179V67H180V65H178V63L181 64V67H182L183 69L185 68L184 73H183V72H180V73H181V78H179L178 81H176L177 83L174 82L175 79H174L173 77L176 78L177 76H179V75H180V74H178L179 72H178V73L175 72L176 74H178L177 76H172V77H171V73H172V72H171V73H164V72H167V71L164 69L165 67L163 68L164 65H160V66L162 67V70L160 69L162 72H161V71H160V72L163 74V75L160 74V76H161V75H162V76H165L164 74H169L171 78L169 77V75H168V76L166 75L165 77L170 78L171 80H169V79L167 78L168 81H170V82L173 81L175 84H178L179 80H181V82L184 81V83H181V84H183V86H185V85L187 84V83L185 84V82H187V81L189 80L190 82L192 81L193 84H194V83H195V85L197 84L199 87L203 86V87H201L200 89H198V88H199L198 86H197L198 88L194 87V93H192V94H193V95L196 94V95L194 96L195 99H196V100H194V101H196V102H194L193 100L190 99V102L193 101L192 104H190V103H189V104H186V103H185L186 101L189 102V100H187V98H188V99H189L190 97H191L192 99L194 98V97L191 96V95H192V94H191L192 90L190 91V89L187 90V89H185V87H184V89H183L184 92H185V90H187L188 93H187V94L185 93V95H184V94L182 95L181 93H184V92H182V90H181V88H182L183 86H180V85H179V86H180V87H179V86L177 85V87H179V89H178V88L174 85V83L171 82V84H173V85L175 86V87L173 86V87L175 88V93H173L172 91H170V90H172V89H173V91H174V88L172 87L171 84H168V85H169L168 87H167V86H164V90H165V88H166V90H167V88H168V92H165L166 90L163 91V92H165V94H163V95H164L163 98H165V101L162 100V102H167V101H169L170 104H171V103L173 104L174 102H176V103H177V106L179 105V108L182 107V106L180 107V105L183 104V102H184V104H183L184 106H183V107H185V109H186L185 111H186V112H185V111H182V115L185 117L186 120H185L184 118H182V116H179V113H181V111H178V114H177V112H176V114H177L176 117L179 116V119L182 118V120H179L180 123L183 124V125H181V126H184V127L187 126V128L185 129V130H187L188 127H189V125H190L191 123H192L191 125H193V126H195V124H196V127H194V129H193V126L190 125V127L194 130V132L197 130V131H199L200 133L204 134V136H203L202 134L199 133L200 136H202V137H204V138L198 136V137L195 139V142L198 140V138H199L200 140L203 139V140H202L203 142H202V141L200 142V140H198V141L200 142V144H199V142L197 141V142H196V143H197L196 145H198V144H199V145H202L201 143H204V141H205L206 139H208L209 137H211V136H207V135H206V136L208 137V138H207V137L205 136V133H206V129H208L206 134H208V131H209L210 133H211V131L214 132V131L212 130L213 127L211 126V124H212L213 122H215V121L217 122V121L219 120V121H218L219 124L216 123V125H217V126L219 125L220 128L223 127L222 124H223V122L226 121V120H224V119H222V118L226 117L225 115H228V113H227V114L225 113V112H227V109H228V108H225V106L228 105L227 107H230V109H231V107H232V110H233V109H234L233 106L236 105L237 102H239V101L237 100V98H235V100H234V99L229 100V101H232V100H233V101H236L234 104H231V103H233V102H231V103H230L229 101L226 102V99H227L228 97H226V95H225L226 99H224V101H222V102H224V103H226V104H227L228 102H229V103H228L227 105L225 104V106H224V103H223V104H222V102L219 103L220 100H222V98L224 97L223 93H224V94H228V93H226V92L229 91V90L231 91V89H233V91H235V92L240 91V85H242L241 83H242V81H243V78H242V77H244V76L241 75V71L243 72V70L245 69V68H241V67H243L244 65H245V66H249V67H250V66H254V67H253L254 69H251L250 72H253V70H254V72H255V68H257V67H255V66L258 65V66H259V67H258V68H259L258 76L260 77V78H259V77H258V78H259V79H261V77L264 78V66H262V64H264V58H263L264 56H263V55H262L263 57L261 56L263 59H262L261 57H258V58H261L260 60H263V61H260V60L257 58V59L260 61V62L257 63V59H256V57L253 58V56L256 54V52L254 53L253 56H252L253 53L251 52L252 54H251V55L248 54V55H249L251 58H253V60L249 59L250 57H249L248 55H247V57H248L247 59H246V56H243V57L241 56L243 60H244V59L248 60V61L244 60L246 63H242L243 61H241V59L239 60V58H238L239 56H237V54H235L234 52H233V55L235 54V55L237 56V57L235 56L237 59H236V58H232V57L229 58L228 54H232V53H228V54H226L225 56H227V57L223 56V55H224V52H223V55H222ZM236 51H237V50H236ZM236 51H235V52H236ZM259 51H257V54H258ZM1 52H2V51H1ZM173 52H174V49H173ZM205 52H206V53H205ZM227 52H231V51H230V48H229V51H227ZM227 52H226V53H227ZM240 52H241V49H240L238 55H240ZM4 53H5V52H4ZM210 53H211V52H210ZM213 53H214V52H213ZM213 53H212V54H213ZM241 53H242V52H241ZM220 54H221V55H220ZM257 54H256V55H257ZM261 54H262V53H261ZM261 54H260V55H261ZM145 55H146V54H145ZM199 55H198V56H199ZM233 55H230V56H233ZM241 55H243V54H241ZM260 55H259V56H260ZM210 56H211V54H210V55L208 54V57H209V58H210ZM257 56H258V55H257ZM161 57H162V56H161ZM208 57H206V58H208ZM233 57H234V56H233ZM241 57H240V58H241ZM162 58H163V57H162ZM170 58H173V57H170ZM170 58L168 57L167 59H170ZM2 59H4V57H2ZM5 59H6V58H5ZM5 59H4V60H5ZM8 59H9V58H8ZM10 59H11V58H10ZM181 59H183V57H182ZM196 59H195V60H196ZM4 60H2V61H4ZM6 60H7V59H6ZM187 60H189V61H187ZM10 61H11V60H10ZM15 61H16V60H15ZM15 61H14V62H15ZM6 62H8V60H7ZM12 62H13V61H12ZM18 62H19V64H20V61H17V63H18ZM193 62H194V61H193ZM193 62H190V63H192V65H193V64H194ZM212 62H213V63H212ZM261 62H262V64H261ZM166 63H167V64L170 63V64L167 65ZM203 63H204V62H203ZM211 63L213 64V66L211 65ZM1 64H3V63H1ZM6 64L8 65V63H6ZM21 64H22V63H21ZM201 64H202V63H201ZM201 64H199V65H201ZM4 65H5V64H4ZM17 65H18V64H17ZM17 65H16V66H17ZM182 65H183V66H182ZM199 65H198V68H199V70L201 71V66H203V64H202L201 66H199ZM207 65H206V67L208 68ZM2 66H3V65H2ZM11 66H12V65H11ZM16 66H15V67H16ZM169 66H170V67H169ZM178 66H179V67H178ZM184 66H185V67H184ZM20 67H21V66H19V68H20ZM22 67H23V66H22ZM22 67H21V68H22ZM167 67H166V68H167ZM173 67H174V66H173ZM181 67H180V68H181ZM6 69H8V67H6ZM11 69H13V68H11ZM189 69H190V70H189ZM0 70H1V68H0ZM17 70H18V69H17ZM17 70H16V72H17ZM19 70H20V69H19ZM21 70H22V69H21ZM163 70H165V71L163 72ZM197 70H198V69H197ZM256 70H258V69H256ZM4 71H5V70H4ZM7 71H8V70H7ZM12 71H13V70H12ZM22 71H23V70H22ZM180 71H181V70H180ZM200 71H198V72H200ZM260 71H262L263 73H262V72L259 73ZM0 72H1V71H0ZM10 72H11V71H10ZM14 72H15V70H14ZM188 72H186V73H188ZM198 72H197V73H198ZM1 73H2V72H1ZM3 73H4V72H3ZM5 73H7V72H5ZM5 73H4V74H5ZM18 73H20V72H18ZM21 73H22V72H21ZM182 73H183V74H182ZM7 74H8V73H7ZM16 74H17V73H16ZM172 74H173V73H172ZM176 74H173V75H176ZM195 74H196V73H195ZM202 74H203V73H202ZM252 74L254 75V74H256V72H255V73H252ZM252 74H250V75H252ZM259 74H262V75L260 76ZM9 75H10V73H9ZM12 75H13V74H12ZM12 75L9 76V77H12ZM14 75H15V74H14ZM18 75H20V74H18ZM182 75H183V76H182ZM189 75H191V77H189ZM0 76H1V75H0ZM162 76H161V77H162ZM204 76H205V77H204ZM206 76H207V77L209 76V78H207ZM5 77L8 78V80H9V77H7V76H5ZM15 77H16V76H15ZM165 77H163V78H165ZM179 77H180V76H179ZM186 77H189V78L186 79ZM193 77H194V75H193ZM249 77H250V76H249ZM12 78H14V77H12ZM163 78L160 79V80L163 81ZM194 78H195V77H194ZM250 78H251V77H250ZM258 78H256L257 80L254 78V79L256 80V82L258 81ZM1 79H2V78H1ZM165 79H166V78H165ZM165 79H164V80H165ZM176 79H177V78H176ZM246 79H247V78H246ZM3 80H5V79L3 78ZM12 80H13V79H12ZM16 80H17V77H16L15 80H13V83H14ZM252 80H253V79H252ZM255 80H254V81H251V80L246 81V83L248 82V83H247L248 85H246V87L249 86L250 81H251V83H253V82H255ZM1 81H2V80H1ZM17 81H18V80H17ZM162 81H160V82L162 83ZM211 81H212V82H211ZM261 81H263V80L261 79ZM261 81H260V82H261ZM3 82H5V85L8 84L7 81H3ZM6 82H7V84H6ZM164 82H165V81H164ZM170 82H167V81H166V83H164V85L167 84V83H170ZM192 82H191V84H190V83H189V84H190V86L192 85V88H193V84H192ZM210 82H211V83H210ZM256 82H255L254 84L250 85V86H252V87H253V85H254V87H256L255 90H253V91H256V89H257V87H258L259 84H260L262 87L259 85V88H258V89H260V88H261V90L264 89V88H263V85H264L263 82H262V83H259V81H258L259 84H258V83L256 84ZM1 83H2V82H1ZM10 83L12 84V85H11V84H10V85L13 86V83H12L11 81H10ZM17 83H18V82H16V84H17ZM209 83L212 84L213 86L210 85ZM251 83H250V84H251ZM3 84H4V83H3ZM184 84H185V85H184ZM206 84H208V85H210V86L207 85V86H208V87H207ZM217 84H218L219 87H222V88L225 86L224 89H225V90L228 89V90H226V92H224V90H222V88H220V90H222V92H219V91L216 89V88H217V87H216ZM255 84H256V85H255ZM0 85H2V84H0ZM10 85H7V87L10 86ZM170 85H171L172 89H170ZM204 85H205V87H206L207 89L204 88ZM190 86L187 84V87H186V88H189ZM211 86H212V87H214V86L216 87V88H213V89H215V91L217 90L216 92H218V94H220V96L223 95V96H221V98H218V97H220V96H219L218 94H216V95H218V96L215 95L216 97L214 96L213 98H215V99H216V98L220 99V100L216 99L217 104H218V103H219V104H218V107H217V104H215L216 107L213 106V104L216 103V101L213 99L214 102H212V103H213L212 106L215 107L218 111L220 110L219 107H223V106H224V109L221 108V110L223 109L224 111L222 110L223 113L221 112V114H222V115H221V114H220V111L217 112L216 109H215V112H217V114L219 113L221 116H220V115H217V114L214 112V113H215V116H216V115H217V116H220L219 118H218V117H217V118L213 117V118L215 119V120H214V119L212 118L214 121L211 120V119H209V117H207L209 113H207V116H206V113H205V118H208L207 121L211 120V121H210L211 123L209 122V123H210V124H209V123L206 121V119H205V121H204V120H203V121L198 120V122L200 121L201 124H202V126H204L203 129L206 128L205 125H204L205 122H206V124H208V125H206V126H208V128H206V129L203 130V129H201L202 126L200 125V123H196L197 120H194V119H195L194 117L189 118V117L187 116V117H188V118H187V117H186V114L190 116V115H191V112H192V115H194V114L196 113L195 116L197 115L198 117H200L199 115L203 114V113H200L199 115L197 114V113H199V112H202V109L204 108L202 105L205 104V103L201 102V99H200V98H202V97H201L202 94L200 95V93H203V96H204V95L207 96V94H205V93H208V92L210 91V90L208 91V89H209V88L211 89ZM0 87H1V86H0ZM3 87H4L3 90H5L4 92H7V91H6L7 89L5 88L4 85H3ZM3 87H2V88H3ZM252 87H251V89H253ZM8 88H9V87H8ZM11 88H12V87H11ZM192 88H191V89H192ZM195 88L198 89L199 91H201V89H203V90H202L201 92L198 91V94H197V92H195V91H197ZM213 89H211V90L214 91ZM218 89H219V88H218ZM176 90H179V92H181V93H180L181 95L179 94L178 91H177V92H178V94H177V93H176ZM204 90H205V91H204ZM206 90H207V91H206ZM246 90H247V89L244 90V94H245V91H246ZM249 90H250V89H249ZM249 90H247V91H249ZM8 91H9V89H8ZM169 91L173 94V96L176 94V95H177V96H176L177 99L180 97L179 99L181 100V101H180L181 104H180L179 101H177V99H176V101H175V97L172 99V100H174V101L171 102L172 100H170V98H168V96H171ZM189 91H190V93H189ZM203 91H204V92H203ZM230 91H229V93H230V97H229L228 99H230L231 96L233 95V94L231 95V93H232L233 91H232V92H230ZM250 91H251V90H250ZM1 93H2V95L4 94L3 92H1ZM1 93H0V99L2 98ZM5 94H6V93H5ZM7 94H8V93H7ZM160 94H161V91H160ZM166 94H167V95H166ZM189 94H191L190 97L188 96ZM246 94H247V93H246ZM165 95H166V97H167L169 100L165 97ZM179 95H180V96H179ZM197 95L199 96V97H198L199 99L197 98ZM228 95H229V94H228ZM228 95H227V96H228ZM3 96H4V95H3ZM6 96H7V95H6ZM173 96H172V97H173ZM181 96H185L186 101H184L185 99H182ZM186 96H188V97H186ZM205 96H204V97H205ZM249 96H250V95H249ZM160 97H162V95H161ZM225 97H224V98H225ZM233 97H234V96H233ZM233 97H232V98H233ZM242 97H243V101H245V100H244V97H245V99H247V101H249V102L251 103V99H250L249 97H247V96H243V95H242ZM246 97H247V98H246ZM5 99H6V98H5ZM5 99H4V100H5ZM203 99H204V98H202V101L206 102L205 105H206L207 107H209V106H208L209 103H207V101H209V100H206V97H205V100H203ZM253 99H254V98H253ZM1 100H2V99H1ZM166 100H167V101H166ZM198 100H199V104L202 106V109H201V106L197 104L198 106H200L199 109H198V107H197V110H198V112H197V111H196V105L194 106L193 103H197ZM240 100H241V98H240ZM160 101H161V98H160ZM241 101H242V100H241ZM169 102L164 103V104H165V105H166V104L169 105ZM188 102H187V103H188ZM257 102H258V101H256V103H257ZM176 103H174V105H172V106L175 107V104H176ZM201 103H203V104H201ZM254 103H255V102H254ZM254 103H253V104H254ZM256 103H255V104H256ZM0 104H1V103H0ZM164 104H161V105H160V109H161V108H164V109H161L160 113H161V114L164 113V112L167 113V114L169 113L168 115H169V117H170V115H171L170 113H172V115L174 114V112L172 111V109H174V107L169 106V107H172L171 110L167 107V109H168V112H167V110H166L165 107H161L162 105L165 106ZM185 104H186L187 106L189 105V106H188L189 108H188ZM230 104H231V105H230ZM247 104L249 105L248 108H250V109H251L252 107L254 108V106H255V105H253V104H252L253 106H251L249 103H247ZM190 105H192V106L195 107V109L192 110L191 112H190L189 110H191V109H193V108H192ZM210 105H211V104H210ZM256 105H258V104H256ZM239 106H240V107H239ZM242 106H243V105H238V106H237V109H239V108L242 109ZM250 106H251V107H250ZM183 107H182V108H183ZM186 107H187V108H186ZM207 107H205V108L207 109ZM210 107H211V106H210ZM234 107H235V106H234ZM257 107H258V106H256V108H257ZM175 108H176V107H175ZM190 108H191V109H190ZM211 108H212V107H211ZM253 108H252V109H253ZM177 109H178V108H177ZM177 109H174V111H176ZM187 109H188V110H187ZM200 109H201V110H200ZM230 109H228L229 114L231 113L230 111H232V110H230ZM237 109H236V107H235L234 110L236 111ZM162 110H163V111L165 110V111L163 112ZM181 110H182V109H181ZM199 110H200V111H199ZM208 110H210V108H208ZM229 110H230V111H229ZM246 110L250 111L249 109H246V108H243L242 111H246ZM169 111H170V112H169ZM188 111H189L190 113H188ZM194 111H196V112L194 113ZM251 111H253V110H251ZM183 113H184V114H183ZM242 113H243V115H244V114H245L246 116L248 115V114H246L247 112H245V113H244V112H241L240 114L242 115ZM161 114H160V116H162V117H163V120H164L166 114H162V115H161ZM176 114H174L173 116H175ZM223 114H224V115H223ZM238 115H239V114H238ZM238 115L236 116V120H235V121L233 120V122H239L240 120L245 119V117H244L243 115H242L243 118H238ZM241 115H240L239 117H242ZM256 115H257V114H256ZM197 116H196V119L198 118ZM203 116H204V114L201 115V117H203ZM222 116H224V117H222ZM257 116H258V115H257ZM257 116H256V117H257ZM1 117H2V115H1ZM221 117H222V118H221ZM227 117H228V116H227ZM2 118H3V117H2ZM4 118H5V117H4ZM4 118H3V120H4ZM8 118H9V116H8ZM166 118H168L167 115H166ZM166 118H165V120H167ZM170 118H171V117H170ZM170 118H168V119H169L168 121H170ZM193 118H194V119H193ZM203 118H204V117H203ZM237 118H238L239 120H238ZM258 118H259V117H258ZM171 119H172V118H171ZM175 119H177V118H175ZM175 119L173 118L172 120H173L174 123L177 122L176 127H175L174 124H172V123H173L172 121H171L172 123L169 122L171 125H170V124L167 125V124H165L166 121H163V120H161V118H160V120L163 121V122H161V123H164V124H165V125H164V124H161V123H160V128L164 126V127H163L164 129L162 128V129H160V130H161V131L164 130V132H165V130H166V132H167L166 135H165L166 132H165V133L162 132V134L160 133V134H161L160 139L162 138V135H163V134L165 135L166 139H170V137L172 138V136H174L175 134H173V132H172L173 135L171 136L168 132L175 131L174 128L177 129V131L179 130L178 132H180L181 129H178V127H180V125H179V121H178V120L175 121ZM191 119L194 120V123H195V124H193V120L191 121ZM199 119H200V118H199ZM201 119H202V118H201ZM216 119H218V120H216ZM221 119H222L223 121H222ZM0 120H1V118H0ZM184 120L186 121L187 124H188L187 120H188L189 122H191V123H189V125H184V122H185ZM220 120H221L222 124H221ZM228 120H229V119H227V121H228ZM230 120H231V119H230ZM254 120H256V118H254ZM254 120H253V121H254ZM257 120H258V119H257ZM259 120H260V119H259ZM259 120H258V121H259ZM1 121H2V120H1ZM1 121H0V122H1ZM168 121H167V123H168ZM182 121H183V122H182ZM195 121H196V122H195ZM212 121H213V122H212ZM253 121H252V123H253ZM258 121H257V122L255 121L256 123L253 124V125L255 126V128H254V126H253V128H251L253 131H255L256 128H258V127L260 126V123H259V126L257 125L258 127H256V125H255V124H258ZM3 122H5V121H3ZM229 122H230V121H229ZM240 122H241V121H240ZM260 122H261V121H260ZM186 123H185V124H186ZM198 124L201 126V127H200V126H199V127H200V130H202V132H201L199 129H197V128H199V127H198ZM213 124H214V123H213ZM227 124H229V123H227ZM232 124H234V123H232ZM238 124H240V123H237V125H238ZM2 125H4V123H3V124H0V126H2ZM166 125H167L168 127H167ZM169 125H170V127H171V129H170L171 131H170V130L167 131V130L170 128ZM173 125H174V127H173V129H172V126H173ZM209 125L212 127V129L210 128ZM224 125H225V124H224ZM230 125H231V124H230ZM230 125H229V126H230ZM234 125H235V124H234ZM213 126L215 127V124H214ZM217 126H216V127H217ZM250 126H251V124H250ZM3 127H4V126H2V128H3ZM190 127H189V130L191 131L192 129H190ZM216 127L214 128L216 133H215V132H214V133H211V134H214V135H212L213 139H216V138L218 137V134L220 135V133H219L220 131H224L222 128H221V130L219 131L220 128L217 127V128H219V129H216ZM260 127H263V129H261V131L264 132V131H263V130H264V125H263V126H260ZM260 127H259V128H260ZM2 128L0 127L1 130H2ZM166 128H168V129H166ZM195 128H196V130H195ZM259 128H258V129H259ZM209 129H211V130H209ZM249 129H250V127H249ZM1 130H0V132H1ZM182 130H183V129H182ZM182 130H181V131H182ZM189 130H188V131H189ZM217 130H218V131H217ZM161 131H160V132H161ZM177 131H175V133L178 135V137L181 136V134H182L183 137L185 136V134L183 135V133H181V132H180L181 134L179 135V133H178ZM183 131H184V130H183ZM190 131H189V132H190ZM197 131H196L195 133H198ZM203 131H204L205 133H204ZM248 131H249V130H248ZM253 131H252L253 134H256V133H257V131H255L256 133H254ZM14 132H15V130H14ZM17 132H18V130H17ZM185 132H187V131H185ZM185 132H184V133H185ZM189 132H188V133H189ZM249 132L251 133V131H249ZM259 132H260V131H258L257 135L259 134ZM190 133H191L190 135H192V136H194V137L197 136V135H193V134H194L193 131H191ZM210 133H209V134H210ZM217 133H218V134H217ZM222 133H223V132H222ZM222 133H221V134H222ZM224 133H226V135L224 134L225 137H226V136H227V131L224 132ZM230 133H231V132H230ZM230 133H229V134H230ZM252 133H251V135H252L253 138H254V135H253ZM12 134H13V133H12ZM12 134H11V135H12ZM168 134H169V138L167 137ZM199 134H198V135H199ZM209 134H208V135H209ZM215 134H216V135H215ZM229 134H228L227 138H228V137H231V135L229 136ZM15 135H16V134H15ZM164 135H163V137H164ZM190 135H188V136H189V139L191 140V138H190L191 136H190ZM247 135H248V133H247ZM247 135H246V136H247ZM257 135H255V136H257ZM5 136H6V135H5ZM16 136L18 137V135H16ZM175 136H176V135H175ZM175 136H174V137H175ZM182 136H181V137H182ZM216 136H217V137H216ZM221 136H222V135H221ZM221 136H220V137H221ZM252 136H251V137H252ZM259 136H260V134H259ZM263 136H264V134H263ZM7 137H8V136H7ZM10 137H11V136H10ZM178 137H177V136L175 137L176 140H179V141L182 140V141H184V142L186 141V142H187V145H189L190 143H191L190 145H192V142H194V141H192V140H194V137H192V140H191V142H189V144H188V141H189V140L187 141V140H185L183 137H182V138H183L184 140H183V139L180 140V138H178ZM214 137H215V138H214ZM220 137H218L219 140H220ZM223 137H224V136H223ZM223 137H221V138L223 139ZM251 137H249L250 139H248V136H247L246 138L251 142V141H252V140H251ZM261 137H262V134H261V136H260L259 138L261 139ZM5 138H6V137H5ZM12 138H13V139L15 138L14 135H12L11 139H12ZM186 138H187V136H186ZM201 138H202V139H201ZM205 138H206V139H205ZM237 138H238V137H237ZM246 138H244V139H246ZM8 139H9V138H8ZM11 139H10V140H11ZM166 139H165V140H166ZM173 139H174V138H173ZM204 139H205V140H204ZM211 139H212V138L208 139V142H209V143H210L209 140H211ZM218 139H216V140H218ZM230 139H231L230 142H232V141H233L232 138H230ZM233 139H236V137H235V138L233 137ZM247 139H246V141H247ZM262 139H263V138H262ZM262 139H261V141H262ZM5 140H6V139H5ZM16 140H17V138H16ZM162 140H164V138L161 139V141H162ZM165 140H164V141H165ZM216 140H214V141L216 142ZM226 140H227V139H226ZM263 140H264V139H263ZM6 141H9V140H6ZM13 141H14V140H13ZM227 141H229V139H228ZM249 141H247V142H249ZM261 141H260V142H261ZM195 142H194V144H195ZM208 142H207V140H206V146H208V148H205L206 146H205V147H202V148H201V146H200V148H199V147H198L199 145H198V146H196V147L198 148L197 151L201 152L199 149L202 150L203 148H205L206 150L203 149L202 151H205V152H206V151L209 149V150H208L209 152L207 151L209 154L212 153L213 151H214V153L217 154V152H219V149H218V148L222 146L221 144H223L224 139H223V142H222V140H220V143L216 142L218 145H216V143H214V142L211 141V142L214 144V145H213V144L210 143L212 146H214V147H215V145L218 146V148H216L218 151H217L215 148H213V150L211 149V151H212V152H211V151H210V148H212V146L210 147V145H207ZM221 142H222V143H221ZM233 142H234V141H233ZM241 142H242V143L239 144L240 146H241V144H243V141H241ZM250 142H249V144H250ZM257 142H258V144L260 143V142H259V139H258ZM257 142H256V146H257V147L255 146V148H256V149H257V148H260V149L256 150V152H257V151L259 152V156H258V154H257V157H255V159H254V156H253V155L255 154V152H254V154L252 155V156H253L252 158H251L250 156H246V155H248V153H247V149H244V148L247 147V144H248V143L245 142L246 147H245V145H242V146H244V148H243V147H241V148H243L242 150H245V151H246L245 153H247V154H246L245 156L248 157V158L245 160V161H246V165H245V166L247 167V165H248V166H250L252 169H250L249 167H248V168L244 167V168H243L244 170H245V169H248L247 172L245 171V173H246L247 175L243 174L245 177L242 176L241 178H237L236 175H235L236 179H235V177H234V179H232V180H234V181H232V180H228V179L226 180V177H225V176L227 175V174H226V171H229V173H230V172L232 171L233 167H234V169H236L235 167H236L237 165L234 166L235 164H233V167H232V166L230 167V170H231V171H230V170H227V167L225 166L226 162H225V164H222L224 161L227 160L226 158H223V159H226V160H222V159H221V160H222V163H220L218 160H217L218 162H216V160H215V162H212V161H211V162L213 163V164H212L211 162H210V163H207V160L209 161L210 159H213V158H216V157H213V158H212V157L210 156V159H209V154H208L207 152H206V153H203V154H205V155H204V156L202 155L203 157H201V153H200V155L196 154V153H199V152L196 151L197 148H196L195 146H193V147H195V150L193 149L194 151L192 150V146H190V147H191L190 150H191L193 153L196 151L194 154H192V152H191L190 150H187V148H188L189 146L187 147V146L184 144V146L186 147V149H185V147H183V149H184L186 152H187V151H188V152L190 151V153L187 152V155L189 154L188 156H186V154H185L186 152H185L184 150H182V148L180 149V144H179V145L177 144L178 146H177V145L175 146L176 149H175V147H174V149L172 148V149L175 151L174 154H175L176 152L179 154V155L175 154V155L177 156V158L180 157L179 159H181V156H182V158H183V155L185 154V156H186V161L189 160L190 163H189V161H188L187 163H189V165H185V164H187V163H185L186 161H185V162L183 161V160H185V159H184L185 156H184V158L182 159L183 164L185 163L184 165H185V167L187 168V170L190 169V167H189L190 165H191V168H192V169H190V171H188V172H189V173H188L187 170H186V168L182 165V166H183V170H184V168H185L184 171H186L185 173H187V175L184 174V173H182L183 175H186V176L183 177V178L181 177V176H183V175L179 176V179H180V180H179L178 178H176V177L173 178V180L175 181L174 185L176 184L175 186H171V185H169L170 183H173L172 181H171L170 183L167 181V182H166L167 185H169V187L171 186V188H173V187H177V188L180 187V188H181V185H182V184H185L186 182H188V181L185 180L186 182L183 183V180H184L185 178H186V179L188 178V179H189V182H188V183H190V185H191V182H190V181H192V185H191L192 188H193V187H194V188L196 187L195 190H191V189H192V188H191V189H190V193H191V191H194V193H191V194H195L196 192L198 193V198H199V200H198V198H197V200H193L195 196H194V197L192 196V201H193V202H190V201L188 200L190 197H189L188 199H187L188 196L186 197L185 202L188 200V201L190 202V204L188 203V204L186 205L185 209L187 210V212H185V213H188V211H190V212H192L193 215H194V213L197 212V215H198V212H199V211H207V212H208V211L210 210V212H211V210H212L211 213L214 214L215 212H217L216 210H220V211H218V212H222V215H223V216H222V215H221V216H222L223 218L220 216L221 213H219V214L217 213V214H218V218L222 219V220L218 219V220H220V221L217 220V222H218L219 224H221V226L224 225L225 222H226V225H227V223H228V225H229V224H231V223H230L231 220H228V219H231V217H233L232 220H233V223H234V218H235L234 216H237L238 213H239V214L245 213V212H244L245 208H244L243 206H245L246 203L243 204V206H242V205H241V202L237 200L238 198H241V199H242V203H243V201H245V199L248 200V197H246V196H247V195L249 196V194H250L251 196H252V194H253V195H255L256 197L259 196V195H261V197H260L259 199H261L262 201L259 200L260 202H258V199L255 200V199H254L255 197L253 196L254 198H252V199H254L255 201H257L258 203H257L255 206L250 207V208L248 209L249 211L246 210V212H247V213H248V212H249V213H250V212L255 213V216H257V217L254 218V217H255V216H254V217H253V220L251 219L252 222H254V224H255L256 222L259 221V222H258L259 226H260L261 223L264 225V156H263L264 154L262 155V154L260 153V152L262 151V150H261V146H262V145H260V144L258 145ZM162 143H163V142H161V145H162ZM165 143H167V141H165ZM165 143H164V144H165ZM209 143H208V144H209ZM226 143H227V142H226ZM164 144H163V145H164ZM172 144H173V143L170 144L171 147L174 146L176 143L173 144V145H172ZM204 144H205V143H204ZM249 144H248V145H249ZM261 144H264V142L262 141ZM163 145H162V146H163ZM165 145H166V144H165ZM170 145L167 143V145L163 147V148L165 149V148L168 146V147H167L168 150L165 151L163 148H162V149H163V152H164L165 156H167V157L171 156V157L173 158V157L175 156V155L172 154L173 152L171 153L172 155H170V153L167 152V151L170 152V150H171V148L169 147ZM181 145L183 146V142L181 143ZM220 145H221V146H220ZM224 145H225V144H224ZM228 145H229V144H228ZM231 145H232V144H231ZM231 145H229V146H231ZM162 146H161V147H162ZM203 146H204V145H203ZM225 146H227V145H225ZM240 146H239V147H240ZM259 146H260V147H259ZM263 146H264V145H263ZM177 147H178V148H177ZM223 147H224V146H223ZM239 147H238V149H240V151H242L241 148H239ZM225 148H226V147H225ZM228 148H229V147H228ZM231 148H233V146H232ZM255 148H254V149H255ZM177 149H178V150L180 149V150H182V151H180V150H179V151H176ZM188 149H189V148H188ZM236 149H237V148H236ZM236 149H235V150H236ZM215 150H216V151H215ZM227 150H228V149H227ZM227 150H226V152H224V151H222V152H224L225 154H226V153L229 154V152H227ZM229 150H231V149H229ZM233 150H234V149H233ZM260 150H261V151H260ZM220 151H221V150H220ZM238 151H239V150H238ZM238 151H236V152H238ZM263 151H264V150H263ZM166 152H167V154H169V156L166 155ZM180 152H181V154H182V152H184V154L181 155ZM258 152H257V153H258ZM214 153H213V154H214ZM219 153L222 154L221 152H219ZM231 153H232V152H231ZM191 154H192V155H191ZM206 154H207V155H206ZM220 154H219L217 157H220ZM236 154H237V153H236ZM161 155H163V153H162ZM193 155H194V156H193ZM231 155H232V154H231ZM237 155H238V154H237ZM189 156H191V157H195V158H196V160H193V161H194V164L197 162V159H198L197 156H200V157L203 158V159H204L205 157H207L208 159H207L206 161H205L206 158H205L204 160L202 159V160L205 161L206 163L203 162L202 160H200L201 163L203 162V164H201V163L198 161V162L201 164V165L198 164V165H199V166H198V165H196L197 163H196L195 165H194V164H191V163H193V161H192L193 158H191V157H189ZM212 156H213V155H212ZM223 156H224V155H223ZM226 156H227V155H226ZM226 156H224V157H226ZM229 156H230V155H229ZM234 156H235V153H234ZM234 156L232 155V157H234ZM255 156H256V155H255ZM187 157H188L189 159H188ZM230 157H231V156H230ZM246 157H244V159H245ZM169 158H170V157H169ZM175 158H176V157H175ZM177 158H176V159H177ZM220 158H221V157H220ZM227 158H228V156H227ZM242 158H243V157H242ZM164 159H166L165 161H169V159H167L166 157H165ZM176 159H174V158H173V159H170L169 163H172V164H171L172 167H174L173 164H174L175 162H176V163H175L176 165H179L178 163H180V164L182 163V162H178ZM179 159H178V160H179ZM187 159H188V160H187ZM199 159H200V158H199ZM199 159H198V160H199ZM236 159H239V158H236ZM160 160H161V158H160ZM171 160H172V161H171ZM173 160H176V161L173 163ZM233 160H234V159H233ZM240 160H241V159H240ZM180 161H181V160H180ZM191 161H192V162H191ZM213 161H214V160H213ZM229 161H230V160H229ZM229 161H227V162L229 163ZM232 162H233V161H232ZM240 162H241V161H240ZM240 162H239V163H240ZM242 162H243V160H242ZM242 162H241V164H243ZM217 163H218V164H217ZM230 163H231V161H230ZM235 163H236V161H235ZM237 163H238V162H237ZM166 164H167V163H166ZM175 164H174V165H175ZM168 165H169V164H168ZM192 165H194V166L192 167ZM243 165H244V164H243ZM243 165H240V166L243 167ZM161 166H162V164H160V168H161ZM179 166H180V165H179ZM179 166H177V167H179ZM187 166H188L189 168H188ZM224 166H225L226 169H224ZM151 167H153V166H151ZM155 167H156V166H155ZM169 167H170V166H169ZM169 167H168V168H169ZM177 167H174V170H175V168H177ZM153 168H154V167H153ZM231 168H232V169H231ZM238 168H239V164H238ZM155 169H156V168H155ZM177 169H179V168H177ZM177 169H176L175 171H177ZM228 169H229V167H228ZM234 169H233V170H234ZM239 169H241V168H239ZM243 169H242V170H243ZM151 170H153V169L151 168ZM170 170H171V167H170ZM172 170H173V168H172ZM179 170H180V169H179ZM183 170H182V172H184ZM249 170H252V172H250ZM237 171H238V170H236V172H237ZM248 171H249V172H248ZM236 172H235V173H236ZM170 173H172V171H171ZM173 173H174V171H173ZM229 173H228V174H229ZM231 173L235 174L234 172H231ZM237 173H238V172H237ZM150 174H152V173H150ZM153 174L155 175V173H153ZM160 174L162 175L163 173L160 172ZM164 174H165V173H164ZM164 174L161 176V177H162V180H163V178H164V177H163ZM177 174L179 175V173H177ZM180 174H181V172H180ZM172 175H173V174H172ZM172 175H170V177H171ZM238 175H239V174H238ZM238 175H237V176H238ZM159 176H160V175H159ZM166 176H168V175H165V177H166ZM174 176H176L175 173H174ZM187 176H188V177H187ZM250 176H251V177H250ZM180 177H181V178H180ZM238 177H239V176H238ZM176 179H178V181H177L178 183H176ZM182 179H183V180H182ZM181 180H182V182H181ZM164 181H165V178H164ZM169 181H170V180H169ZM179 181H180L181 183H179ZM193 181H194V182H193ZM166 183H165V184H166ZM168 183H169V184H168ZM178 184H179V186H178ZM180 184H181V185H180ZM193 184H195V185L193 186ZM187 185H189V184H187ZM141 186H142V185H141ZM141 186H140V187H141ZM165 186H166V185H165ZM185 186H186V184H185ZM191 186H190V187H191ZM167 187H168V186H167ZM169 187H168V188H169ZM161 188H162V185H161ZM163 188H164V187H163ZM168 188H167V189H168ZM180 188H179V189H180ZM184 188H185V187L183 186V187L181 188V190L183 189L184 191H187V194H188V192H189L188 189H189V188L186 187L187 190L184 189ZM139 189H140V188H139ZM145 189H147V188H145ZM165 189H166V188H165ZM165 189H164V190H165ZM167 189H166V191H168ZM173 189H175V188H173ZM179 189H175V190H177V192H179V193L181 194V191H180ZM140 190H141V189H140ZM161 190H162V189H161ZM178 190H179V191H178ZM134 191H135V190H134ZM138 191H139V190H138ZM145 191H146V190H145ZM166 191H165V193H166ZM169 191H170V190H169ZM135 192H136V191H135ZM142 192H143V191H141V193H142ZM147 192H149V191H147ZM161 192H164V191H161ZM161 192H160V193H161ZM138 193H139V192H138ZM174 193H175V191H174ZM174 193H173V195L170 193V194L172 195V197H171V195H170L169 197L173 199V196H174V199H175V196H177V195H175ZM182 193H184V192H182ZM180 194H179V195H180ZM184 194H185V193H184ZM187 194H186V195H187ZM133 195H134V194H133ZM136 195H137V192H136ZM138 195H139V194H138ZM142 195L144 196V193H143ZM179 195H178V197H180L182 194H181L180 196H179ZM186 195H184V196H186ZM188 195H189V194H188ZM195 195H196V197H197V194H195ZM199 195H200L201 197H199ZM244 195H246V196H244ZM162 196H163V195H162ZM166 196H167V195H166ZM182 196H183V195H182ZM184 196H183V199H185ZM242 196H244L245 198H243ZM134 197H135V195H134ZM140 197H141V195H140ZM145 197H146V196H145ZM137 199H138V198H137ZM140 199H141V198H140ZM145 199H146V198H145ZM147 199H148V198H147ZM150 199H151V198H150ZM174 199H173V203L175 202ZM243 199H244V200H243ZM141 200L143 201V198H142ZM141 200H140V201H141ZM178 200H179V199H178ZM181 200H182V197H181L180 201H181ZM254 200H253V202H254ZM137 201H138V200H137ZM150 201H151V200H150ZM188 201H187V202H188ZM148 202H149V201H148ZM148 202H147V204H148ZM152 202H153V200H152ZM176 202H177V201H176ZM182 202H184V201L182 200ZM185 202H184V203H185ZM187 202H186V203H187ZM246 202H247V201H246ZM253 202H252V203H253ZM138 203H141V202L138 201ZM149 203H150V202H149ZM171 203H172V202H171ZM184 203H183V205H184ZM250 203H251V201H250ZM119 204H120V203H119ZM119 204H117V205H119ZM127 204H130V203H127ZM145 204H146V202H145ZM150 204H151V203H150ZM158 204H159V203H158ZM161 204H162V203H161ZM161 204H160V205H161ZM163 204H164V203H163ZM178 204H179V203H178ZM117 205H116V206H117ZM125 205H126V204H125ZM125 205H124V206H125ZM152 205H153V204H152ZM171 205H172L173 207L175 206L174 204H171ZM180 205H181V204H180ZM248 205H249V204H248ZM116 206L113 205V207H116ZM119 206H120V205H119ZM127 206H128V205H127ZM141 206H142V205H141ZM153 206H154V205H153ZM155 206H156V203H155ZM155 206H154V207H155ZM161 206H162V205H161ZM164 206H165V204H164ZM246 206H247V205H246ZM249 206H251V205H249ZM113 207H112V208H113ZM120 207H123V206H120ZM131 207H132V206H130V209H131ZM137 207H138V206H137ZM142 207H143V206H142ZM148 207H149V206H148ZM148 207L146 206V209H147ZM157 207H159V206H156V208H157ZM177 207H179V206H177ZM124 208H125V207H123V209H124ZM126 208H129V206L126 207ZM132 208H133V207H132ZM143 208H144V207H143ZM143 208H142V209H143ZM152 208H153V207H152ZM160 208H162V207H160ZM168 208H169V207H168ZM170 208H172V207L170 206ZM180 208L184 210L183 207H180ZM115 209H117V208H115ZM119 209H120V208H119ZM136 209H137V208H136ZM142 209H141V208H140V209L138 208L139 211L141 210L140 213L143 212ZM148 209H149V208H148ZM150 209H151V208H150ZM153 209H154V208H153ZM158 209H159V208H158ZM166 209H167V207H166ZM174 209H175V207H174ZM223 209H226V210L228 211L227 214L230 215L231 217L228 216L227 214H226V215H227V216H226L225 213H223V211H224ZM133 210L135 211V208H134ZM154 210H155V209H154ZM154 210H153V211H154ZM161 210H162V209H161ZM172 210H173V209H172ZM177 210H178V209H177ZM186 210H185V211H186ZM213 210H215V211H213ZM117 211H118V210H117ZM127 211H128V210H127ZM145 211H146V210H145ZM149 211H150V210H149ZM153 211H152V212H153ZM155 211H156V210H155ZM157 211H158V210H157ZM164 211H165V210H164ZM164 211H163V212H164ZM180 211H181V210H179V212H178L179 214H180ZM229 211H230V212H229ZM95 212H96V211H94V215H95ZM118 212H119V211H118ZM135 212L138 213L137 210H136ZM135 212L132 213V211H131L132 214H135ZM167 212H168V211H167ZM170 212H171V211H170ZM173 212H174V210H173ZM173 212H172V213H173ZM175 212H176V211H175ZM181 212H183V211H181ZM190 212L188 213L189 215H190ZM207 212H206V215L209 213V212H208V213H207ZM225 212H226V211H225ZM115 213H116V212H115ZM129 213H130V212H129ZM146 213H147V212H146ZM150 213H151V212H150ZM157 213H158V212H157ZM160 213H161V212H160ZM172 213H170V214H172ZM200 213H203V212H200ZM230 213H231V214H230ZM232 213H233V214H232ZM235 213H236L237 215H235ZM96 214H98V213L96 212ZM117 214H118V213H117ZM124 214H126V213L124 212ZM132 214H131V215H132ZM142 214H143V213H142ZM144 214H145V213H144ZM165 214H166V213H165ZM183 214H184V213H183ZM188 214H185L186 216H184L183 219H185V217H187ZM213 214H212V215H213ZM217 214H216V215H217ZM256 214H257V215H256ZM102 215H103V214H102ZM115 215H116V214H115ZM121 215H122V213H121ZM140 215H141V214H140ZM147 215H148V214H147ZM156 215H157V214H156ZM160 215H161V214H160ZM162 215H163V213H162ZM176 215H177V214H176ZM180 215L182 216V214H180ZM189 215H188V217H189ZM193 215L190 216L191 219H192V217H194ZM197 215H196V216H197ZM202 215H203V214H202ZM202 215L200 214L199 216H200V217H204V216H202ZM208 215H211V214H208ZM212 215H211V216H212ZM233 215H234V216H233ZM258 215H260V216H258ZM100 216H101V215H100ZM112 216H113V215H112ZM116 216H117V215H116ZM135 216H136V215H135ZM138 216H139V215H138ZM138 216H137V217H138ZM157 216H158V215H157ZM157 216H156V218H155L156 220H157ZM181 216H180V219L182 218ZM211 216H207V217L210 218V219H207V220H209L210 222H208V221L206 220L207 223H205L206 221L204 220V221H205L204 224H209V226H211L212 224L216 223V220H215V221H212V223H211V220L213 219V217H212V219H211ZM213 216H214V215H213ZM219 216H220V217H219ZM224 216H226V219H225ZM244 216H245V215H244ZM109 217H110V216H109ZM113 217H114V216H113ZM121 217H122V216H121ZM130 217H131V216H129V218H130ZM139 217H140V216H139ZM160 217H161V216H160ZM162 217H163V216H162ZM166 217H167V216H166ZM172 217H173V216H171V217L168 216V218H171V219H172ZM215 217H217V216H215ZM227 217H228V218H227ZM229 217H230V218H229ZM259 217H260V218H259ZM118 218H119V216H118ZM168 218H167V219H168ZM176 218H177V217H176ZM194 218H195V217H194ZM243 218H244V217L242 216V219H239V221H240V220H244V221H242V222L240 221L241 223H240L239 221L236 220L238 223H234V224H233V227H234V225L236 226V229H235V230H236L237 232H238V231L241 232V230H245V232H246V229H242V228L245 227V225H243V226L241 225L242 223L244 224V222H247V221H245L246 219H243ZM245 218H246V217H245ZM258 218H259V219H258ZM111 219H112V218H111ZM111 219H110V220H111ZM125 219H126V218H125ZM130 219H131V218H130ZM130 219H129V220H130ZM134 219H136V218H134ZM137 219H138V218H137ZM141 219H142V218H141ZM143 219H144V218H143ZM150 219H152V218H150ZM150 219H149V221H150ZM158 219H160V218H158ZM171 219H170V220H171ZM186 219H187V218H186ZM191 219H190V220H191ZM196 219H198V216H197V218L192 219V220L194 221V220H196ZM205 219H206V218H205ZM223 219H225L224 222H223ZM99 220H100V219H99ZM113 220H115V217H114ZM119 220H120V219H119ZM126 220H128V218H127ZM129 220H128V221H129ZM138 220H139V219H138ZM156 220H154V221L156 222ZM181 220H182V219H181ZM200 220L202 221L201 218H200ZM200 220H198V221L200 222ZM226 220H228L229 222H227ZM257 220H258V221H257ZM111 221H112V220H111ZM120 221H121V220H120ZM140 221H141V220H140ZM164 221H165V219H164ZM166 221H167V220H166ZM173 221H174V220H173ZM176 221H177V219H176ZM186 221H187V220H186ZM221 221H222V223H221ZM115 222H116V221H115ZM134 222H135V221H134ZM137 222H138V221H137ZM141 222H142V221H141ZM150 222H152V221H150ZM157 222H158V221H157ZM157 222H156V223H157ZM167 222H169V220H168ZM182 222H183V221H182ZM182 222H179V223H182ZM187 222H188V221H187ZM190 222H191V221H190ZM199 222H198V225L200 226L199 228H201L202 225H201V222H200V223H199ZM213 222H214V223H213ZM248 222H250V221L248 220ZM112 223H114V221H112ZM129 223H131V222H129ZM135 223H136V222H135ZM135 223H134V224H135ZM142 223H143V222H142ZM153 223H154V222H153ZM156 223H155V225H156ZM159 223H160V222H159ZM161 223H162V222H161ZM164 223L167 224L166 222H164ZM164 223H163V224H164ZM170 223H171V222H170ZM183 223H184V222H183ZM239 223H240L241 226L239 225ZM94 224H95V223H94ZM94 224H93V225H94ZM98 224H99V223H98ZM119 224H120V223H119ZM121 224H122V223H121ZM136 224L139 225L140 223H139V224L136 223ZM136 224H135V225H136ZM157 224H158V223H157ZM165 224H164V225H165ZM173 224H174V223H173ZM175 224H177V223L175 222ZM192 224L194 225V223H192ZM210 224H211V225H210ZM216 224H217V223H216ZM216 224L213 225L215 228H216L217 226H218L219 228H222V227L219 226L218 224H217V226H216ZM250 224H251V223H249V225H250ZM256 224H257V223H256ZM256 224H255V225H256ZM96 225H97V223H96ZM115 225H117V224H115ZM115 225H114V226H115ZM125 225H126V224H125ZM140 225H141V224H140ZM147 225H148V223H147ZM158 225H159V224H158ZM158 225L156 226V227H157V228H156L157 230H158ZM160 225H161V224H160ZM164 225H163V226H164ZM171 225H172V223H171ZM195 225H196V224H195ZM226 225H224V227H225ZM247 225H248V223H247ZM247 225H246V226H247ZM249 225H248V227L251 226V225H250V226H249ZM252 225H253V224H252ZM98 226H99V225H98ZM114 226H113V228H114ZM119 226H121V225H119ZM127 226H128V224H127ZM127 226H126V227H127ZM130 226H131L130 229H132V224H131ZM142 226H143L144 228H147L149 225H148L147 227H145L146 225H145V226L142 225ZM142 226H140V227H142ZM151 226H152V225H151V223H150V227H151ZM153 226H154V224H153ZM196 226H197V225H196ZM196 226H195V227H196ZM206 226H208V225H206ZM206 226H204V228H206ZM209 226H208V227H209ZM213 226H211V228H208V227H207V228H208L209 230H210V229H214ZM257 226H258V225H257ZM259 226H258V227H259ZM123 227H124V226H123ZM123 227H122V228H123ZM134 227H136V226H134ZM154 227H155V226H154ZM165 227H166V226H164V227L159 226V232H160V230H161L160 228H163V230H164V229H166ZM168 227H170V226H168ZM218 227H217V229H218ZM226 227H227V226H226ZM230 227H231V226H230ZM230 227L228 226V228H230ZM239 227H242L241 230L238 229ZM248 227H247V228H248ZM252 227H253V226H252ZM110 228L113 229L112 226H110ZM122 228H121V229H122ZM152 228H153V227H152ZM152 228H151V230H152ZM202 228H203V227H202ZM202 228H201V232H202V233H204V232L206 233V231H207L208 229L206 228V231L203 230V231H204V232H203V231H202ZM204 228H203V229H204ZM228 228H227V230L232 231V232H230V233L228 232V233H229V237H228V234L226 233V232H227L226 228H224L225 232H224L223 230H222V232L226 233L227 235H224L223 233H221V232H220L221 230L219 231V229H218L219 234L221 233L219 236H218V234H216V231H217V230L212 231L213 233H212L211 231H210V232L212 233V235L215 233V234L218 236V238H222L223 235H224V236H227V237H228V238L226 237V238L228 239L227 241L224 240V239H221V240H224V244H227V245H228V243H229L230 245H228V246H231V247H232L233 242L238 241V240H236V239H238L237 237H240V236H238V235H241V233H238V234H237V232H236L237 235H236V234H233V232H234V231H233V228H232V230H231V229H228ZM234 228H235V227H234ZM107 229H108V228H107ZM111 229H110L109 231L112 232ZM118 229H119V227H118ZM124 229H126V228L124 227ZM128 229H129V228H128ZM137 229L140 230V228H137ZM141 229H142V228H141ZM149 229H150V228H149ZM156 229H153L152 232H153L154 230H156ZM248 229H251V230H252L253 228H248ZM254 229H255V230H254ZM254 229H253V230L256 231L258 228L256 229V227H255ZM114 230L118 231V233L116 234V235L118 236V234H119V230H117V228H116V229H113V231H114ZM134 230H135V228H134ZM146 230H147V229H145L144 231H146ZM157 230H156V231H157ZM166 230H167V229H166ZM251 230H249L250 233H251V232L253 233V231H251ZM124 231H125V230H124ZM126 231H127V229H126ZM126 231H125V232H126ZM156 231H155V235H156L157 233H159V232L156 233ZM105 232H106V231H105ZM111 232H110V233H111ZM120 232H121V231H120ZM127 232L129 233V231H127ZM132 232H133V231H132ZM135 232H136V230H135ZM137 232H138V231H137ZM140 232H141V230H140ZM150 232H151V231H150ZM199 232H200V231H199ZM208 232H209V231H208ZM210 232H209V233H210ZM107 233H108V232H107ZM112 233H113V232H112ZM133 233H134V232H133ZM141 233H142V232H141ZM209 233L206 234V235L204 234V235L206 236V237H205V236H204V237H205L207 240H209V238H210V236H211V235H209ZM217 233H218V232H217ZM231 233H232L233 236L235 235V236H234V237H235V238H234L235 241L233 240V242H232V240L230 239V238L233 237L232 235H230ZM246 233H247V234H246ZM246 233H245V234H246L245 238L249 236V235H248L249 233H248V232H246ZM254 233H255V232H254ZM262 233H263V232H262ZM114 234H115V233H113V235H114ZM121 234H123V233H121ZM131 234H132V233H131ZM139 234H140V233H139ZM153 234H154V233H152V235H153ZM160 234H161V233H160ZM243 234H244V232L242 233V235H243ZM245 234H244V235H245ZM255 234H256V233H255ZM263 234H264V233H263ZM263 234H262V235H263ZM97 235H98V234H97ZM99 235H100V234H99ZM105 235H106V234H105ZM105 235H104V236H105ZM109 235H110V234H109ZM116 235L113 236V237H111V238L114 239V237H116ZM128 235H129V234H128ZM128 235H127V236H128ZM134 235H135V233H134L133 235H131V236H134ZM137 235H138V233H136V236H137ZM141 235H142V234H141ZM143 235H144V232H143ZM208 235H209V238H207ZM221 235H222V236H221ZM250 235H251V234H250ZM253 235H254V234H253ZM104 236H103V237H104ZM111 236H112V234H111ZM120 236H122V238H123V235H120ZM125 236H126V235H124V237H125ZM136 236H135V239H136L135 241H137ZM145 236H146V234H145ZM145 236H141V237L143 238V237H145ZM150 236H151V233H150ZM199 236H200V234H199ZM201 236L203 237V234H202ZM213 236H214V235H213ZM217 236H214V238H216ZM220 236H221V237H220ZM224 236H223V237H224ZM230 236H231V237H230ZM236 236H237V237H236ZM251 236H252V235H251ZM258 236L260 237L261 235L259 234V235H257V237H258ZM89 237H90V236H89ZM100 237H101V236H100ZM100 237H98V239H99ZM107 237L110 238L108 235H107ZM196 237H197V236H196ZM211 237H212V236H211ZM255 237H256V236H255ZM257 237H256V239H257ZM259 237H258V238H259ZM262 237H264V236H262ZM54 238H55V237H54ZM66 238H67V237H66ZM93 238H94V237H93ZM105 238H106V237H105ZM108 238H107V239H108ZM119 238H120V237H119ZM128 238H129V240H131V239H133L134 237H131V238L128 237ZM128 238L126 239V237H125L126 240H123V242H124L125 244H127V243L130 242V241H129V242H126V241H128ZM146 238H147V237H146ZM192 238H193V237H192ZM198 238H199V237H198ZM200 238H201V237H200ZM218 238H217V240H218ZM241 238H242V236H241ZM241 238H239V239H240V241L242 240V242H243V240H244L243 238H244V237H243L242 239H241ZM85 239H86V238H85ZM91 239H92V238H91ZM117 239H118V237H117ZM120 239H121V238H120ZM139 239H140V238H139ZM232 239H233V238H232ZM256 239H255V240H256ZM261 239H262V238H261ZM263 239H264V238H263ZM87 240H89V239H87ZM110 240H111V242H112V239H110ZM110 240H109V241H110ZM114 240L116 241V239H114ZM133 240H134V239H133ZM142 240H145V239H142ZM193 240H194V238H193ZM193 240L191 239L189 243H191V241H193ZM201 240L203 241V240H205V239H201ZM214 240H215V239H214ZM219 240H220V239H219ZM221 240H220V241H221ZM229 240H231V241H230L231 243L228 242ZM29 241H31V240L29 239ZM29 241H28V242H29ZM52 241H53V240H52ZM56 241H57V240H56ZM56 241H55V243H56ZM66 241H67V240H66ZM69 241H70V240H69ZM71 241H72V240H71ZM71 241H70V242H71ZM91 241H92V240H91ZM96 241H97V240H95V242H96ZM100 241H101V239H100ZM102 241H103V240H102ZM106 241H107V240L103 241V244H104V245H105L104 242H106ZM117 241H118V240H117ZM119 241L121 242V240H119ZM138 241H139V240H138ZM188 241H189V240H188ZM196 241L201 242L200 240H196ZM240 241H238L239 243H238V242H235V243H238V245H240V243H241ZM245 241H246V240H245ZM247 241H249V238H248ZM256 241H257V242H256L257 245H256V243H253V244H255V245H253V247L250 246V247H248V248H246V249L249 251L250 248H253V249H254V247L256 246L255 251H254L253 249H251V250H253V253H256V250H257V252H260L261 250L259 251V250L257 249L260 240H259V242H258V239H257ZM263 241H264V240H263ZM263 241H262V242H263ZM23 242H25V241H23ZM23 242H22V243H23ZM26 242H27V240H26ZM92 242H94V241H92ZM97 242H98V241H97ZM111 242H110V243H111ZM123 242H121V243H122L121 245H123ZM139 242L141 243V240H140ZM139 242H136V244H134V247H135V245H138L137 243H139ZM142 242H144V241H142ZM203 242L205 243V241H203ZM207 242H209V241H207ZM207 242H206V243H207ZM218 242H219V241H218ZM226 242H228V243H226ZM22 243H21V244H22ZM29 243H30V242H29ZM29 243H27V244H29ZM33 243H34V242H33ZM57 243H59V242H57ZM63 243H64V242H63ZM65 243H66V242H65ZM65 243H64V244H65ZM76 243H77V242H76ZM76 243H74V244H75V245H74V248H75V249L77 248ZM132 243H133V242L131 241V243H130L129 245L127 244V245H128L127 247H130V246L132 245ZM134 243H135V242H134ZM192 243H193V242H192ZM206 243H205V244H206ZM245 243H246V242H245ZM245 243L243 242L242 245H244ZM249 243H250V242H249ZM30 244H31V243H30ZM64 244H63V245H64ZM83 244H85V243H83ZM88 244H89V247H90V244H91V243L88 242ZM95 244H96V243H95ZM107 244H108V246H107L108 248H110V246L112 247L113 244H114V245H113V248H116L115 245H117L118 243L116 244V242H115V243H112V245H111V244H109V243L107 242ZM185 244H186V243H185ZM194 244H195V243H194ZM196 244H197V242H196ZM196 244H195V246H196ZM201 244H202V243H201ZM201 244H200V245H201ZM220 244H221V243H220ZM222 244H223V242H222ZM224 244H223V246L228 247L227 245H224ZM25 245H26V244H25ZM31 245H32V244H31ZM33 245H34V244H33ZM57 245H58V244H57ZM60 245L62 246L61 243H60ZM65 245H67V244H65ZM77 245H78V244H77ZM80 245H81V244L79 243V246H80ZM91 245H93V243H92ZM100 245H101V244H100ZM104 245H103V248H104ZM141 245H142V243H141ZM141 245H138V246L141 247ZM191 245H192V244H191ZM234 245H235V246H238L237 244H234ZM234 245H233L232 248H235ZM242 245H240V246H242ZM259 245H260V244H259ZM18 246H19V249H20V244H19ZM26 246H27V245H26ZM37 246H38V245H37ZM58 246H59V245H58ZM71 246H72V248H73V245H71ZM79 246H78V247H79ZM82 246H83V245H82ZM85 246H86V245H84V247H85ZM98 246H99V243H98V245H97L96 247L98 248ZM132 246H133V245H132ZM192 246H193V248H194V245H192ZM192 246H191V247H192ZM223 246H222V247H223ZM245 246H246V245H245ZM245 246H244V247H245ZM247 246H249V245H247ZM261 246H262V249H263V247H264V243H262ZM21 247H22V246H21ZM23 247L25 248V246H23ZM23 247H22L21 249H23ZM29 247H31V246H29ZM41 247H42V246H41ZM56 247H57V246H56ZM63 247L66 248L65 246H63ZM68 247H69V246H68ZM86 247H87V246H86ZM89 247H88V248H89ZM101 247H102V246H100V249H102ZM120 247H121V249H123V251L125 250L122 246H120V244H119V246L117 247L118 250H120V249H119ZM198 247H199V246H198ZM226 247H223V249L226 248ZM231 247H230V248H231ZM244 247H243V248L240 247L239 250H240L241 248H242V250H245ZM12 248H13V247H12ZM12 248H11V251L13 250ZM15 248H16V247H15ZM17 248H18V247H17ZM27 248H28V247H27ZM27 248H25V250H27ZM70 248H71V247H69V249H70ZM97 248H96V249H97ZM117 248H116V249H117ZM125 248H126V245H125ZM132 248H133V247H132ZM195 248H196V247H195ZM195 248H194V249H195ZM232 248H231V249H232ZM258 248L260 249L261 247H258ZM33 249H34V248H33ZM37 249H38V248H37ZM37 249H36V250H37ZM62 249H63V248H62ZM66 249H67V248H66ZM78 249H79V248H78ZM81 249H82V248H81ZM81 249L79 250L80 253H81ZM84 249H85V248H84ZM128 249H129V248H128ZM199 249H200V247H199ZM227 249H228V251H229V247H228ZM36 250H35V251H36ZM57 250H58V248L55 249V252H54V253H56ZM64 250H65V249H64ZM64 250H63V251H64ZM82 250H83V249H82ZM90 250H91V252H92V253H91V252H90V253L93 254L92 247H91L90 249H88V251H90ZM94 250H95V249H94ZM107 250H108V249H107ZM192 250H193V249H192ZM235 250H236V249H235ZM235 250H233L234 253H233V251H231V250H230L229 252L227 251V254H228V253L230 254V252H231L230 255H233V256L228 255V256L231 257L230 259L227 258V257H228L227 254H226L227 257L224 255V253H226L225 250L221 251V252H224V251H225V252L223 253V255H224L225 257L222 255L221 252H220V253H221L220 257L222 256L224 259L227 258V260L229 259L230 261L228 260V262L226 263V259H225V261H224L225 263H224V262L222 263V261H223L224 259L221 260V259H219L218 257H216V259L218 258L217 261H219V260L221 261V262L219 261L217 264H220V263H221V264H240V263H241V255L244 254V253H246V255L249 254V252H248V253L245 252V251H247V250L243 251L244 253L242 252V250H240L242 254L240 253L239 250H238V252H237V250H236V251H235ZM251 250H250V251H251ZM31 251H32V250H31ZM38 251H39V250H38ZM42 251H43V250H42ZM59 251L63 252L62 250H58V252H59ZM71 251H72V250H71ZM77 251H78V250H77ZM83 251H84V250H83ZM99 251H100V250H99ZM102 251H103V250H102ZM120 251H122V250H120ZM23 252H25V251H23ZM58 252H57L56 254H59ZM66 252H68V251H66ZM66 252H63V253H66ZM69 252H70V251H69ZM73 252H75V251H73ZM97 252H98V250H97ZM105 252H106V251H105ZM107 252H108V251H107ZM111 252H112V250H111ZM113 252H114V250H113ZM236 252H237V254H236ZM263 252H264V251H263ZM11 253H12V252H10V255H11ZM21 253H22V252H21ZM42 253H43V252H42ZM70 253H71V252H70ZM86 253H88V252H86ZM232 253H233V254H232ZM33 254H34V253H33ZM40 254H41V253H40ZM78 254H79V253H78ZM81 254H82V253H81ZM84 254H85V253H84ZM105 254H106V253H105ZM256 254H257V253H256ZM256 254H255V255H256ZM261 254L264 255V253H262V251H261ZM261 254H260V255H261ZM3 255L5 256L6 254H2V256H3ZM8 255H9V254H8ZM18 255H20V253H19ZM23 255H24V254H23ZM30 255H31V254H30ZM38 255H39V254H38ZM65 255H66V254H64V256H65ZM74 255H75V253H74ZM76 255H77V253H76ZM88 255H89V253H88ZM94 255H95V254H94ZM244 255H245V254H244ZM250 255H251V257L248 256L249 258H252V259H250V260H256V262H254L255 264H257V263H259V264H263V263H261V260H260L261 258H260V256H259L258 254L256 255L257 257H256V256L254 257V254L252 255L251 253H250ZM2 256H1V257H2ZM25 256H27V254H25ZM34 256H35V255H34ZM36 256H37V255H36ZM39 256H40V255H39ZM60 256H61V254H60ZM69 256H70V254H69ZM72 256H73V255H72ZM89 256H90V255H89ZM252 256L254 257V259H253ZM258 256H259V257H258ZM261 256H262V255H261ZM18 257H19V256H18ZM22 257H23V256H22ZM61 257L63 258V256H61ZM76 257H77V256H76ZM211 257H213V256H211ZM242 257H243V255H242ZM246 257H247V256H246ZM262 257H263L262 260H264V256H262ZM5 258H6V257H5ZM28 258H29V257H28ZM37 258H38V257H37ZM41 258H42V257H41ZM43 258H44V257H43ZM66 258H68V257H66ZM70 258H71V257H70ZM244 258H245V257H244ZM255 258H258V259L260 258V259H259L260 261L257 262V259H255ZM19 259H20V258H19ZM19 259H18V260H19ZM24 259H25V258H24ZM46 259H47V258H45V261H46ZM52 259H53V258H52ZM52 259H51V260H52ZM60 259H61V258H60ZM71 259H72V258H71ZM74 259H75V257H74ZM212 259H213V260H216V259H214V257H213ZM245 259H247V258H245ZM2 260H3V259H2ZM12 260L14 261V259H11L10 261H12ZM37 260H38V259H37ZM39 260H40V259H39ZM39 260H38V261H39ZM47 260H49V259H47ZM51 260L48 261V264H49V262H51ZM28 261H30V259H29ZM28 261H27V262H28ZM33 261H34V260H33ZM33 261H31V262H33ZM40 261H41V260H40ZM40 261H39V263H40ZM43 261H44V260H43ZM54 261H57V259H56V260L53 259L52 262H54ZM65 261H67V260H65ZM65 261H63V262H65ZM243 261H244V260L242 259V264L244 263ZM19 262H20V261H19ZM21 262H22V261H21ZM21 262H20V263H21ZM24 262H25V261H24ZM58 262H59V260H58ZM211 262H212V261H211ZM248 262H249V264H250L251 261H249V259H248L245 263L248 264ZM263 262H264V261H263ZM37 263H38V262H37ZM65 263H66V262H65ZM205 263H206V262H205ZM213 263H216V261H215V262L213 261ZM254 263H253V264H254ZM32 264H34V263H32ZM45 264H47V263H45ZM50 264H51V263H50Z\"/></svg>", "mask_w": 264, "mask_h": 264}]
</instances>
